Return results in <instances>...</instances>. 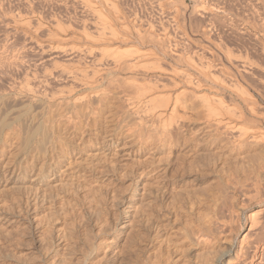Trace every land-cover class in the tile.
<instances>
[{
    "label": "rangeland",
    "instance_id": "374dc122",
    "mask_svg": "<svg viewBox=\"0 0 264 264\" xmlns=\"http://www.w3.org/2000/svg\"><path fill=\"white\" fill-rule=\"evenodd\" d=\"M233 1L232 0H229V1L228 0H174V1L173 0H137V1L136 0H134V1L133 0H108V1H106V0H90V1L89 0H76V1L75 0H52V1L51 0H0V3H1L0 4V76H3L2 78L0 77V79H2V82L5 86V88L8 89L10 86V85H7L6 83L12 84L13 82H15L16 87H14V88L19 90V91L15 90L14 91L15 93L11 94L9 99L7 98L10 105L11 104L16 105L15 107H13L14 110H13V113L11 114V116H14L15 111L18 108L22 107L23 101L24 102L27 100L29 102L33 101L32 103L45 102V103H47L43 107V109H45L46 106L49 103H51V102H49V100H53L52 98L54 96H56V98H57V100H53V101H55L53 103V105L54 104L55 105L54 106L52 105L49 109L50 110L49 113L45 114V116H44V119L46 120V124L49 125L50 128L54 127L53 130L56 133L57 143L55 144V147L50 146L49 151L47 153L49 155H47L46 158L43 159V156H42V158H40L38 161H35L34 166L32 164H30V166H32L34 169L33 172L28 171V170L26 172L24 170V166L27 164V160L30 159V157L32 155L29 156L27 151H30V150L25 148L26 146H25L24 138L27 136L28 130H26L25 126L22 125V120L17 121L13 124L14 126H15V124H17L19 126L18 128H17V125L15 126L16 128H14V126L11 125V127L4 128V130H3V136L0 140V169H3V166L5 165V163L8 162L10 165V168L12 167L11 169L14 172L10 171L7 174L6 179L0 173V264H13L14 262L12 263V261H15L16 264H20V263H22V264H45V263L46 264H54L55 262H58L57 264H67V262H68V264H71V263L72 264H96V263L100 264V263H103L105 260L110 261L112 264H123V263L124 264H219L220 260H219V258H217V255L219 257L221 252H224L222 250H225L226 246H227L226 251L232 245H233L232 247L234 248L237 241L241 240L243 235L246 234L247 232L253 233V235L250 233L251 236L249 239H251V242H253V240L255 239L256 241L254 240V242H257V243H252V245L250 244L249 247H248L249 243H246L245 244L246 248L244 247L243 250L245 252H249L251 254V252L254 251L255 247H258L262 251L261 262H263L262 264H264V260H263V258H264V256H263L264 255V251H263L264 250V244H263L264 240L261 239L262 236L264 238V235H262L264 233V231L258 230L259 224L256 225L257 227L255 226L256 228L252 227L255 229H250L251 220L249 219L250 217L248 216V215H251V214L257 212L258 210L264 208V197L262 196V195H264V168H263L264 167V157H263L264 156V143H263V141H264L263 137L264 136L262 137V139L258 138L256 140L254 137H252L253 135H255V133L247 130L248 127L254 126V125L252 126L251 121H249L248 119H246L247 120L246 121L245 118H243L244 119L243 120L241 117L238 118V115L234 116L235 119L230 118V117H233V114L227 113L228 110H226L227 108H232V107L237 108L238 111L239 110L244 111L245 115H247L246 117L252 118L251 117L252 114H250L251 113L250 109H251V106L253 105L252 104L253 99L259 100L257 102L261 104V105L256 104V106L258 108L257 111L261 114V112L264 110V109H262L264 107V105H263L264 104V97H262V95H264V94L259 93L262 90L264 93V84L259 83V82L264 83V77H263L264 76V68H263L264 67L263 66L264 65V63H263L264 62L263 61L264 53L262 52V50H260L262 47L261 43L262 44L264 43V41H263L264 39L262 38V37H264L263 36L264 33H262V32H264V29H263L264 23L262 24L263 26L260 25L262 22H264V19H261V18H264V17H262V16H264L263 15L264 14V8H263L264 7V0H235L236 3H233ZM51 2H52V4H51ZM229 3H231V4H229ZM218 4H220V5H218ZM233 4H235V5H233ZM13 5H15V6H13ZM33 5L36 7H33ZM71 5H72V7H71ZM4 6L5 7L7 6V7L5 8ZM64 7H65V9H64ZM208 7H210V9ZM232 10H235V11H232ZM173 11H174V13L172 14L171 12H173ZM73 12H75V13H73ZM210 12H211V14H209ZM43 13L45 14V16H43L44 15ZM76 14L78 15V17ZM100 14L102 16H100ZM232 14H233V16H231ZM203 15H204V17H203ZM208 15H209V18H208ZM210 15H213V17H211ZM214 15L216 17L215 21H212L211 23H209L211 20H214ZM117 16H119V17H117ZM113 17H115V18H113ZM210 17H211V19H210ZM230 17L232 18L233 22L231 21ZM201 18H202V20H201ZM175 19H177V20H175ZM218 19H220L221 22H219ZM255 19L260 24L257 23ZM54 20H57V21H54ZM33 22H34V25H33ZM77 22H80V23L77 24ZM205 22H207V23H205ZM224 22L227 23L228 25L230 22H231L230 23L231 25H234V23H235L234 29H236L237 32H240V33L235 34L232 32V34H231V31H232L231 28H233V27L231 25H229V27H228V25L225 24ZM67 23H68V25H67ZM87 23H88V25H87ZM212 23L214 26L212 25ZM255 23H256V26L254 27ZM207 24H209V25H207ZM26 25H27V27H26ZM106 25H109V26H106ZM238 25H240V26H238ZM241 25H242V27H241ZM101 26H103L105 28H103ZM210 26L211 27L213 26L214 28L213 27L211 28ZM108 27H109V29H108ZM216 27H217V29H216ZM238 27L242 28V29H239ZM140 28H141V30H140ZM200 28L201 29L204 28V30H202L204 35L202 34V32L200 33V30H201ZM219 28H222L221 30H223V34L220 33L221 30ZM247 28H248V30H247ZM255 28L256 29L258 28V29L256 30ZM259 29L260 30L262 29L261 32ZM136 30L138 33H139V31H141V33L140 34L136 33L135 32ZM105 31H106V33H105ZM210 31H212V32H210ZM227 31H230V32H227ZM26 32H28V33H26ZM216 32H218V33H216ZM241 32L244 34H242ZM110 33H113V34H110ZM145 33L146 34L149 33V35L147 34L148 38H147V35H145ZM206 33H207V35H206ZM115 34H116V36H113ZM136 34H138L139 36L137 37ZM142 34H144V35L141 36ZM150 34L151 35L153 34L154 36L156 35V38H158L157 40H160L161 38H163V40L161 39L163 41L162 45L166 46V47L168 46L166 53H164L165 51H163V50H162V52H163L162 53L161 49L160 48L158 49L159 45H157V43L155 44V43L151 42L154 40L156 41V38L150 37V39H149ZM124 35L126 38L125 39L126 44H125L124 37H122ZM126 35L129 38V40L131 39L130 41L127 39ZM223 35H225V36H223ZM239 35H242V36H239ZM207 36H208V38H206ZM209 36L211 38H209ZM236 36H238V37H236ZM118 37L120 38V40H118L119 39ZM140 37H143V38L145 37L144 40L142 38V40L145 41V43H141L143 41L141 39H139ZM214 37H215V39H217V41L219 39L217 44H216V40L214 39ZM223 37H225V38H223ZM240 37L242 38V40H244V42L240 39ZM254 37H255V39H254ZM257 37H258V39H257ZM151 38L154 40H152ZM164 38H165V40H164ZM227 38H229V39H227ZM107 39H109V40H107ZM137 39H138V41H137ZM148 39L150 41H148ZM246 39H248V42ZM111 40H113V41H111ZM123 40H124V42H123ZM139 40H140V42H139ZM208 40L210 41L209 42L210 44L207 42ZM245 40H246V42H245ZM233 41H234V43H233ZM235 41L237 43L238 42H241V43L237 44V43H235ZM138 42L140 44H138ZM219 42L222 46L219 44ZM230 42H232V43H230ZM165 43H167V44H165ZM207 44L209 46H212V48H210ZM218 44H219V46H218ZM231 44H232V46H231ZM236 44L238 46L240 45V47L235 46ZM248 44H250V45L254 44L255 47H253V45H252V48H249L250 45H248ZM170 45L171 46L174 45L173 48ZM106 46H108V47H106ZM214 46H216V47H214ZM233 46L236 48H234ZM109 47L110 48L113 47V48L110 49ZM166 47H164V48L166 49ZM237 47L239 50L237 49ZM242 47H244V49H242V51H241ZM168 48L170 50H172V49H174L175 51L177 50L176 52H178V51L179 52L177 54V53H175V51H173V50L170 51ZM222 48L227 49L229 53H227ZM119 49L122 51H120ZM125 49L126 50L128 49L129 52L126 51ZM202 49H205L204 50L205 52H208V51H210V52H208L207 53L208 55H207L206 53H204V51H202ZM209 49H211V50H209ZM219 49H220V51H219ZM221 49L225 53L223 51L221 52ZM250 49H252V50L254 49L253 51H255V49H256V51L251 52L252 50L250 51ZM102 50H103V52H102ZM115 50L118 51V52L116 51L117 54H113V53H115L114 52ZM88 51H91L92 53L91 52L89 53ZM149 51H151V52H149ZM168 51H169V53H168ZM233 51H235V52H233ZM236 51H238L239 53L241 52L240 55ZM66 52H68V53H66ZM83 52H84V54L86 52V54H85L86 56L82 55ZM130 52H131V54H130ZM189 52H190V54H189ZM215 52L217 53V55H214V54H216ZM69 53H74L76 55L71 54L72 55V57H71V55ZM133 53H136V54L133 55ZM141 53H143V54L146 53V54H148V56L150 54L153 55V56L151 55V56L147 57L146 62L144 61L146 64H148L149 67H145L141 63V64H139L138 67H136V69H139L138 71L136 69H134L135 72H133L132 70L130 71V70L122 69V68L120 69L117 67L116 61L120 60L121 57H122V59H132L131 57H133V59H134L135 57L139 56V54H141ZM185 53H186V55H185ZM200 53H203L202 55H205V56H200L201 55ZM243 53L245 55H243ZM57 54H58V56H56ZM157 54L158 55L160 54V55L158 56ZM174 54L178 55L177 59H176V55L174 56ZM187 54H188V56H187ZM249 54H252L253 56L249 55ZM80 55H81V58L84 57L81 60L82 63L84 62V64L80 63V65H79V62L77 64V60L80 58ZM179 55H182V56H180L181 58H179ZM219 55H220V57H219ZM73 56L76 59H74ZM173 56L175 58H173ZM185 56H187V57H185ZM197 56L200 58L198 59ZM214 56H216V57H214ZM248 56H251V58ZM259 56L260 57L263 56L262 57L263 59L259 60L260 59V58H258ZM49 57H51V59ZM52 57H54V58H52ZM91 57H92V59L90 61L89 59ZM113 57H114V61L112 60ZM118 57H119V59H118ZM191 57H194L195 59H193ZM203 57H207V58H203ZM225 57L226 58L229 57V58H231V60H229L227 58L228 59V61H227V59ZM243 57H246V58H243ZM68 58L70 60L71 59H74V60L70 61ZM85 58H87V61L85 60ZM95 58L98 59V60L96 59L97 63L95 62L96 61ZM116 58L118 60H116ZM185 58H187V60ZM255 58H256V60H255ZM152 59H153V61H152ZM175 59L176 60L180 59V60H178V62H176ZM182 59H184L185 62ZM202 59H203L204 63H202L203 62V61H201ZM220 59L222 60L223 63L219 61ZM67 60H69V61H67ZM88 60H89V62H88ZM148 60H149V63H148ZM156 60L159 62H157ZM139 61L141 62V60H139ZM151 61L152 62L156 61L157 64L150 63ZM164 61H166L168 64H166V62L164 63ZM179 61H181L180 64H179ZM187 61H188V63H187ZM237 61L239 63H237ZM256 61H258V64ZM13 62H14V64H13ZM94 62L96 63L97 67H95ZM106 62L107 63L109 62V63L107 64ZM110 62H111V64H110ZM112 62L113 63L115 62L114 65L112 64ZM160 62L162 64H160ZM211 62H213V63H211ZM217 62H218V64H217ZM230 62L232 64H230ZM245 62H247V63H245ZM18 63L20 64V66ZM92 63H94V64H92ZM158 63L160 65H158ZM184 63H186V64H184ZM206 63H207V65H204ZM224 63L225 64L227 63L226 67H225ZM17 64H18V66H15ZM97 64H99V65H97ZM188 64H190L191 66ZM195 64H196L197 70L195 69L196 67H193V66H195ZM221 64H224L223 67L221 68L222 70L219 68V65H221ZM238 64L239 65L241 64L242 67L239 66ZM247 64L250 66H248ZM109 65H110V67H109ZM243 65H244V67H243ZM74 66H75V69H73ZM113 66L116 67V69L114 68L115 70L113 69ZM151 66H153V67H151ZM160 66L165 67L164 69H166L165 71L167 73L164 72V69L161 68ZM213 66H215V67H213ZM217 66H218V69H215V68H217ZM251 66H252V68H251ZM144 67H145V69H144ZM158 67H159V69H158ZM184 67L186 69H184ZM227 67L229 68V70L231 68L232 72L233 71L234 72L230 73V71H227L228 70ZM233 67H235V69ZM77 68H79L81 70H88V72L90 74L95 72L96 77L98 79L97 80L98 82L103 78V76L105 74H107L109 72H111L109 75L110 77L113 76L114 78H118V79H121V78L126 79V78H128V76L131 77L132 75L134 76V74L137 73L136 75L139 79L143 78L144 76L146 77V79H145L146 81L144 82V84H151V85L155 84V85H157L161 91L164 90L163 94L166 93L165 94L166 96H168V94H170V93H174V95H175L178 92H180L182 89H184L186 86L187 87L190 86L189 84L187 85V84L182 83V86L180 85L181 87H179V88L174 87V86H172V84H170L171 79L173 81L175 80V78L181 80L180 78L184 77V78H187V79H184V82L185 81L187 82L188 79L193 80L192 82H197V80L203 79V76H201V75H203L202 74L203 72H206L207 76L210 75L211 77L210 76H208V77H210L211 79L214 80V81L213 80L211 81V79L209 78L210 80L207 81L208 83L211 81L210 82L211 84H209V85L213 84L212 86H214V88H213V90L209 91V90L203 89V86H201L198 88V90H199L198 91V95H199L198 97L197 96L193 97V96L189 95V96H187L188 100L185 97V99L187 100L186 101L187 103H185V104H182V102L184 103L185 100L184 101L178 100L176 111H175V113H177V114L174 113V117L172 120L167 118V117H169V112L166 115V112H164V111H166V109L164 107H156L155 109H151V110L148 109L147 110L146 107H142L139 104H138L139 106L137 104H130L131 101L130 102H129V100L127 101V99L129 98L127 95H126L127 97L123 96V95H118V94H116L118 89L112 88L111 90L114 91V93L110 92V96L108 98L109 100L106 102V106L104 107L102 113L97 115L95 118L94 117L91 118V117H89L90 109H89V106L87 105L86 99L87 100L91 99V101H93V102L95 101L96 102L95 104H97V95H99V93H101L102 91L98 90V92H92L90 89V83L84 79H81V76H77L74 73V71ZM151 68H153V69H151ZM154 68L157 69L158 71H156ZM160 68L163 69L162 72H161ZM177 68H179V69H177ZM212 68H214V70ZM236 68L237 69L239 68L238 69L239 72ZM247 68L250 70H248ZM102 69L105 71H103ZM110 69H113V70H110ZM99 70H100V72H99ZM145 70L147 72H145ZM184 70H186V71H184ZM191 70H193V71H191ZM206 70L207 71L210 70L211 72H207ZM215 70L216 71L218 70L217 71L218 73ZM258 70L260 71V73H258L259 72ZM139 71H140V73H139ZM190 71L193 73L191 74ZM261 71H262V73H261ZM69 72H71V74H69L70 77L68 76ZM169 72H171V73H169ZM226 72H228V73H226ZM235 72L238 74L237 76L235 75L236 74ZM242 73H243V75H242ZM245 73H248V74H245ZM63 74H65V75H63ZM101 74L102 75L104 74V75L102 76ZM118 74H119L120 78L118 77ZM127 74H131V75L127 76ZM150 74H152V76L155 74H158V75H155L156 77L155 76L152 77ZM168 74H169V76H168ZM175 74H176V76H175ZM193 74H196V75H193ZM222 74L225 76H228V75L229 76L224 77V76H222ZM232 74H234V75H232ZM260 74H262L263 76ZM185 75H186V77H185ZM197 75H198V77H197ZM244 75H246V76L244 77ZM257 75H259V76H257ZM157 76L160 77V79ZM178 76L179 77L181 76V77L179 78ZM195 76L197 77L196 78L197 80L193 79V78H195ZM235 76L236 77L240 76L238 78V80H239L238 82L234 81L235 80L234 78H236ZM250 76H252L251 79L252 80L254 79L253 82L256 85H257L256 82H258V86H256V87H255V85L253 86L254 83L250 79ZM100 77H102V78H100ZM229 77H231V78H229ZM246 77H247V79H246ZM25 78H29L28 79L29 81H30V79H32L30 81L32 84L31 87L35 85L34 80H36V83L38 81V83H37L38 85L36 84V86L39 87V92H37L38 94L34 93V92L31 93L27 89L22 90L21 85H19V84L17 85V82L19 83L22 80H24ZM151 78L156 83L154 81H152ZM257 78H258V80H257ZM3 79L4 80L7 79L10 82H8L7 80L5 82ZM46 79L47 80L49 79L48 80L49 83H47L48 81ZM158 79L160 81H162L161 79H163L164 82L162 83ZM164 79L165 80L168 79L169 81L168 80L165 81ZM244 79L247 82L249 81L248 79H250V82L252 84H250L249 82L247 83ZM231 80H233L234 82ZM243 80L245 82L242 83ZM255 80H257V81H255ZM32 81H34V82H32ZM40 81H42L43 83ZM50 81H51V83H50ZM100 82L103 83V79ZM214 82L215 83L216 82L221 83V84H223V86H225V87L227 86V88H229V89L225 90L224 88H222L220 86H215ZM33 83H34V85H33ZM157 83H159V84H157ZM41 84L44 85V87ZM46 84H48V85H46ZM103 84L105 85L106 81ZM239 84H240V88L238 87ZM40 85L42 88L40 87ZM248 85L250 88L248 87ZM251 85L253 86V88L251 87ZM46 86H48V87H46ZM10 87H12V86H10ZM218 87H220V88H218ZM247 87H248V89H247ZM40 88H41L42 92L40 91ZM47 88L50 89V92L48 91ZM101 88L105 89V86H101L100 89ZM163 88H165V89L168 88V89L165 90ZM242 88H243V90H242ZM255 88L257 91H259L258 93L256 90H253ZM257 88H260V89L262 88V89L260 91V89L258 90ZM240 89H241V92L239 93L238 91H240ZM244 89L249 91V92H247L248 94L250 93L249 96H248V94L246 95V91ZM20 90H22L23 92ZM217 90H219V92ZM76 91H77V93H76ZM169 91H170V93H167ZM62 93L64 95H62ZM131 93L132 92H130V94ZM58 94H61V95H58ZM68 94L70 97L68 96ZM205 94L208 95V99H209L208 102L203 100V96ZM225 94H227V96H225ZM235 94L236 95L242 94V95L236 97ZM251 94L253 95L252 100H251V98H252ZM46 95H50V96L47 97ZM94 95H96V96H94ZM223 95H224V97H223ZM245 95H246V97H245ZM119 96H122V98L124 97L123 100H120ZM148 96H150V94H148ZM228 96L230 98H228ZM243 96H244V98H243ZM27 97H30V98L27 99ZM78 97L79 98L81 97V99H80V101L82 100L81 102L79 101ZM217 97H221L220 99H222V100H224V98H226L227 100H224L225 102L223 101V103H219L217 100L218 99ZM231 97L232 98L235 97V98L232 99ZM247 97H249V99H247ZM49 98H51V99H49ZM68 98H70V99H68ZM92 98H93V100H92ZM147 98L150 99L151 97H147ZM239 98H241V99H239ZM245 98L247 99V101ZM72 99H74V100H72ZM231 99L235 102L237 101V104L235 102L234 103L232 102V104H235V105L230 104L232 101ZM60 100H61V102H60ZM243 100H244V102H243ZM248 100H251L249 102L252 105L248 102ZM62 101L64 103H66V106L65 105L63 106L64 103L62 104L63 108L61 107V104H60V103H62ZM194 101H196V104ZM198 101H200V103ZM72 102L73 103L75 102V103L73 104ZM84 102H86V103H84ZM123 102H125L126 104ZM247 102H248V104H247ZM244 103H246V104H244ZM58 104L60 106L59 107L60 110H58L60 116L58 115V111H57L58 107H57V109L55 108L56 106H58ZM76 104L78 105V107H76ZM156 104H158V103H156ZM238 104L240 106H238ZM85 105H87V106H85ZM135 105H137V106H135ZM224 105H227V106H224ZM246 105L250 111H248V109L246 108ZM248 105H249V107H248ZM222 106H224V108ZM65 107L67 108L66 112H65ZM87 107H88V109H87ZM212 107H214L216 109H212ZM68 108L70 110L69 113L71 114V116L76 117V115H77L81 119L76 117L73 119V122H68L67 121V114H68L67 111H69ZM74 108H76L77 110L80 109L81 111L78 110L79 111L78 112ZM43 109L39 108V109H37V111H42ZM46 112H47V110L45 109L44 113H46ZM60 112L63 114H61ZM85 113L86 114L88 113V115H86ZM51 114L53 115L52 119L48 118L51 116ZM140 114H142L143 117ZM159 114H161V115H159ZM263 114H264V112H262V115ZM62 116L65 118L64 120H63ZM139 116L142 118V121H140L141 122L140 130L139 131L129 130L128 129L129 127L127 128L125 123L137 122L139 120ZM224 116L226 119L224 118ZM212 117H214V118H212ZM57 118H59V119H57ZM219 118H221V119H219ZM167 119H168V121H167ZM226 120H229V122L234 121V123H232V124H235L236 127L233 128V126L232 127L227 126ZM153 121L157 124H155ZM210 121H212V122H210ZM213 121L215 122V124H213ZM235 121H237V122H235ZM208 122H210V123H208ZM178 123H179V125H178ZM216 123L217 124L219 123V124L217 125ZM248 124H250V125H248ZM263 124L264 123L260 124V126H257V127L264 130ZM152 126H154V127H152ZM243 126H245V127H243ZM12 127L16 131L15 134L13 133V135H11V131H13ZM56 127L59 131L56 129ZM174 127H175V129H173ZM164 128H169L171 131V134L167 135L168 137L166 136L165 139L168 140L167 138L171 137V138H169L170 141L171 140H173V142L176 141L175 142L176 145L173 146L174 148H172V149H170L169 147H167L168 149L164 148L163 146H161L162 144H160L161 139H159V138L162 137L160 135V132H162V130ZM150 129H153L150 132V134L154 133L153 137H152V134L150 136L148 134ZM172 131H174V132H172ZM156 132H158V133H156ZM172 133L174 134V136ZM158 134L160 137H158ZM58 136H60L61 138ZM156 136L158 138H156ZM154 137H155V139H159L160 142L158 140L155 141ZM174 137H175V140L173 139ZM245 137H248V138H245ZM243 138H245L244 141H243ZM258 140L259 141L262 140L261 143ZM53 149H54V151H53ZM157 157H158V159H157ZM203 158H205V159H203ZM154 160H156L160 164V166L162 165L161 168H163L164 165H166V164H171V163L174 164V166L171 167L170 171H169L170 166L168 165V168L165 171H166V174L168 172H170L169 175L167 174V177L160 176L158 178V183H153L154 179H153V172L151 171V167H152ZM52 162L55 163L53 166V168H55V169H53L51 171V173H48L47 171H48L49 165L51 167L50 163H52ZM42 163H44L46 165L45 168H47V170L44 171V173L39 177L37 174L40 172L39 168H40ZM187 166H188V169H187ZM166 167H167V165H166ZM180 170H182V171H180ZM52 173L54 175H52ZM44 176H46V178ZM174 177H176V178H174ZM40 178H43L42 182L38 181ZM168 178L169 179L174 178V179H172L170 183L167 182L165 185V182ZM15 180H17V181H15ZM231 180H232V182H231ZM251 182H252V184H251ZM244 183H245V185H244ZM253 183L255 185L257 183H259V193H260L259 197L261 196V198L263 197V199L258 198V195H257L256 190H255L256 187L254 186ZM137 184H139L138 188H140V189L142 188L141 189L142 192L144 193L145 196H147L145 201L143 202L146 205L144 206V204L142 202L141 203L143 205L139 204L140 200L136 201L139 204V207H142V209L138 208V204L135 203V206H137L136 208H138V212L135 213L136 208L133 210L130 209L131 210L130 213H132L131 218L133 217L132 220L125 222L126 224L125 223L123 224V221H121V223H120V220L118 219L117 216H120L119 214L122 213L121 211H123L124 208L127 206L125 204V202L128 198L131 197V193ZM153 185L156 186V188ZM251 185H253V186H251ZM213 186H215V187H213ZM230 186H231V188H230ZM153 187L155 189H159V188L160 189H159V191L156 190V191L152 192ZM131 188H132V190H130ZM141 190H140V192H141ZM208 190H209V192H208ZM43 191L45 193H43ZM262 191H263V193H262ZM39 192L41 193L40 195H39ZM117 192H119V193H117ZM142 192H141V194H142ZM168 192H169V194H168ZM242 192L244 194H242ZM240 193H241V195H240ZM251 195H254V196L257 195V196H256V198H253L254 196H251ZM154 197H156V198H154ZM196 197L198 200L196 199ZM243 198H244V202H243ZM153 199L159 200L157 207H152V206H156L154 203L155 201H153ZM245 199H247V200H245ZM148 200H150V201H148ZM47 201H48V203H47ZM147 201L149 203H146ZM115 202H117L119 204H117ZM150 202H152V203H150ZM153 203H154V205H152ZM107 204L109 206H106ZM231 206H232V208H231ZM33 207H34V209H33ZM93 207H96V209H94ZM104 208H106V209H104ZM156 208H158V209H156ZM89 210H91V211H89ZM95 210H97V212ZM77 211H78V213H77ZM92 211H93V213H91ZM140 211H142V212H140ZM220 211H222V212H220ZM98 212H99V214H98ZM101 214H102V216H101ZM110 214H111V216H113V218L110 217ZM205 214H206V216H205ZM43 215L46 216V219H45V216H43ZM215 215H216V217H214ZM219 215L221 217H219ZM51 216H52V219H50ZM93 216H95V217H93ZM217 216H218V218H220V221L223 222L221 224L226 225V226H222L220 224V222L218 221L219 219H217ZM222 216L224 217V219L225 218L226 219L223 220ZM260 216H261L260 221H263L264 212ZM79 217L81 219H79ZM96 217H98V218L96 219ZM115 217H117V218H115ZM40 218H41V221H39ZM94 218H95V220H94ZM100 218H101V220H103L102 222H101ZM104 218H107V220L106 219L105 220L108 222H106L104 220ZM82 219H83V221H82ZM209 219H210V221H209ZM215 219L217 222L215 221ZM213 220L217 224L219 222V226L212 227L213 225H211V222L213 224V222H214ZM111 222H114V223H111ZM225 222H227L230 226H228V224ZM231 222H232V224H231ZM71 223L74 226L73 228L71 227ZM115 223H116V225H115ZM235 223H237V224H235ZM49 224L53 225V227H51L52 228L51 234H54L55 241H56L55 247H57L59 249L58 253L56 255L57 257L55 256L56 259H55V257H51V255L48 257L49 251L47 250V246L45 247V245H42L44 240L43 239H42L43 241L37 240V239L43 238V234H41L42 236L37 234V229L39 228V229H41V231H44V230L49 231L48 230V226H50ZM89 224H90V227H89ZM113 224H114V226H113ZM127 224L129 225V227L125 228L126 232L125 231L124 232L126 234H123L122 231H120V233L117 237L118 231H116V228H121V227L124 228ZM199 224L201 226H199ZM24 225L25 226L27 225V226L24 227ZM30 225L32 226L31 229H30ZM157 225H158V227H157ZM193 225H195L194 227L196 230H197V228L199 229L200 227H201L200 228L201 230H205L206 227L209 228V231H210L209 233L211 234V235L209 234V236H211L209 238L212 241L210 240V243H208L207 245H209V246L211 245L210 246V248L212 247L211 249L206 245V243L203 244L201 239L199 240V238L195 237V235L193 234L194 230L192 229V228H194V227H192ZM196 225H198L199 227ZM214 225H216V224H214ZM33 226H35L36 228H34ZM76 226H77V229L79 230L78 233L76 232L77 230L75 229ZM85 226H87V227H85ZM112 226H113V228H112ZM210 226H211V228H210ZM19 227L23 229V232L20 231L21 229ZM223 227H226V228L223 229ZM25 228H27L26 231L29 228V230L27 232L32 230L33 238L36 241L35 243L33 242L34 239L29 238V235L27 236L28 233H26V231L24 230ZM42 228L44 230H42ZM189 228H191V229L189 230ZM213 228H216L217 230L214 229V231H215L214 232ZM236 228L238 229V231ZM99 229H100V231H99ZM103 229L106 232L104 235L101 234ZM219 229H220V231H219ZM221 229H223L224 231H227V232H225L226 234L224 233L221 235V233L223 231V230L221 231ZM225 229H227V230H225ZM256 229L258 232L256 231ZM94 230H96V231H94ZM47 231H46V234H50V231H49V233H47ZM97 231H99V232H97ZM189 231H191V234H192L191 238H190V234H189L190 232ZM216 231L218 233H216ZM21 232L22 233L25 232L26 235L20 234ZM130 232L133 234L135 233L134 235H137L135 242L128 243L129 241H127L128 238H126V237L131 235ZM140 232H141V235H140ZM68 233L70 235H68ZM219 233H220V236H219ZM82 234H84L85 236L84 235L82 236ZM257 234L259 235L260 238L258 237ZM19 235L22 238V240L24 239V242L21 240ZM25 236H26V238H25ZM70 237H71V239H70ZM105 237H107V238H105ZM192 237H195V238L192 239ZM222 237H224V238H222ZM256 237L260 240H257ZM101 238H102V240H101ZM25 239L28 241V243H29V241H31V243H30V244H32V246L30 245L31 247L24 244L26 242ZM195 239H198V240H195ZM39 241H41L42 243ZM143 241H145V242H143ZM95 242H96V244H95ZM200 242H201V244H200ZM45 243H46V241H45ZM45 243H43V244H45ZM79 243H81V244H79ZM87 243H93L94 246H98V248H97L98 251L95 250L93 255H91V254L89 255ZM22 244H24L25 246ZM36 244L37 245L39 244L42 247L37 246ZM134 244H135V246H134ZM253 244H254V246L256 244H258V245H256L254 247ZM64 245L67 247H64ZM68 246H70V247H68ZM261 246H263V248ZM119 247L120 248L122 247V248L120 249ZM129 247L132 248L131 251H130ZM251 247L252 248L254 247V249H251ZM60 248L63 250H61ZM70 248H72V249H70ZM205 248H207V250ZM34 249H37L36 250L37 252ZM39 249L41 250V252L39 251ZM135 249H136V251H134ZM45 250H46V252H45ZM83 250H85V251H83ZM121 250H126L129 254L126 251L122 252ZM217 250H218V253H216ZM219 250H221V252ZM69 251H71V252H69ZM76 251H78V252H76ZM118 251H121L122 254H121V252H119V255H118ZM30 252L31 253L33 252V254H31ZM61 252H63V253L61 254ZM219 252H220V254H219ZM36 253H38V254H36ZM65 253H67V254H65ZM249 253H247V254H249ZM136 254L139 256H136ZM233 255H234V257H233ZM11 256H12V258H11ZM21 256L22 257L25 256L26 258L25 257L22 258V261H21V260H19L21 258ZM82 256H83V258H82ZM122 256H124V257H122ZM127 256H130V257H127ZM243 256H240L239 257L240 260H239V259H237L238 255L233 253L231 255V257H225L223 262H224V264L225 263L227 264L228 262H233V260H235L241 264L242 258L243 259L246 258V256H244V257ZM120 257H122V258H120ZM125 257H126V259H125ZM28 258H30V259H28ZM52 258H54V261ZM117 258H118V261H116ZM42 259H45V260H42ZM50 259H52V260L50 261ZM74 259H75V261H74ZM93 259H95V261H93ZM111 259H113V260H111ZM247 259L248 258H246V261L248 262ZM46 260H48L49 262H47ZM216 260H218V261H216ZM39 261H40V263H39ZM71 261H73V262H71ZM92 261L96 262V263H93ZM225 261H227V262H225ZM247 262H243L242 264H245ZM247 264H249V263H247Z\"/></svg>",
    "mask_w": 264,
    "mask_h": 264
},
{
    "label": "bare ground",
    "instance_id": "6f19581e",
    "mask_svg": "<svg viewBox=\"0 0 264 264\" xmlns=\"http://www.w3.org/2000/svg\"><path fill=\"white\" fill-rule=\"evenodd\" d=\"M52 1V0H51ZM76 1V0H75ZM90 1V0H89ZM106 1H108V0H106ZM134 1V0H133ZM137 1V0H136ZM174 1V0H173ZM229 1V0H228ZM233 1V0H232ZM20 2V1H19ZM231 2V1H230ZM8 3V2H7ZM23 3V2H22ZM93 3V2H92ZM98 3V2H97ZM104 3V2H103ZM102 3V4H103ZM137 3V2H136ZM139 3V2H138ZM232 3V2H231ZM231 3H229V4H231ZM233 3H236L235 2V0L233 1ZM239 3V2H238ZM1 4V3H0ZM15 4V3H14ZM44 4V3H43ZM51 4H52V2H51ZM54 4V3H53ZM64 4V3H63ZM135 4V3H134ZM227 4V3H226ZM7 5V4H6ZM16 5V4H15ZM15 5H13V6H15ZM35 5V4H34ZM33 5V7H36V6H34ZM109 5V4H108ZM172 5V4H171ZM218 5H220V4H218ZM224 5V4H223ZM233 5H235V4H233ZM238 5V4H237ZM236 5V6H237ZM47 6V5H46ZM53 6V5H52ZM65 6V5H64ZM76 6V5H75ZM232 6V5H231ZM5 7V6H4ZM7 7V6H6ZM5 7V8H6ZM49 7V6H48ZM71 7H72V5H71ZM89 7V6H88ZM175 7V6H174ZM215 7V6H214ZM221 7V6H220ZM17 8V7H16ZM109 8V7H108ZM176 8V7H175ZM209 9H210V7H208ZM228 8V7H227ZM264 8V7H263ZM36 9V8H35ZM64 9H65V7H64ZM200 9V8H199ZM221 9V8H220ZM226 9V8H225ZM229 9V8H228ZM234 9V8H233ZM238 9V8H237ZM94 10V9H93ZM96 10V9H95ZM175 10V9H174ZM17 11V10H16ZM31 11V10H30ZM60 11V10H59ZM64 11V10H63ZM98 11V10H97ZM113 11V10H112ZM176 11V10H175ZM179 11V10H178ZM212 11V10H211ZM232 11H235V10H232ZM255 11V10H254ZM45 12V11H44ZM48 12V11H47ZM46 12V13H47ZM66 12V11H65ZM95 12V11H94ZM216 12V11H215ZM15 13V12H14ZM24 13V12H23ZM27 13V12H26ZM57 13V12H56ZM73 13H75V12H73ZM99 13V12H98ZM116 13V12H115ZM114 13V14H115ZM172 14L174 13V11L173 12H171ZM208 13V12H207ZM219 13V12H218ZM257 13V12H256ZM4 14V13H3ZM44 14V13H43ZM48 14V13H47ZM68 14V13H67ZM113 14V15H114ZM171 14V15H172ZM181 14V13H180ZM179 14V15H180ZM199 14V13H198ZM203 14V13H202ZM206 14V13H205ZM209 14H211V12L209 13ZM213 14V13H212ZM216 14V13H215ZM229 14V13H228ZM25 15V14H24ZM70 15V14H69ZM77 15V14H76ZM264 15V14H263ZM43 16H45V14L43 15ZM58 16V15H57ZM100 16H102L101 14H100ZM122 16V15H121ZM207 16V15H206ZM211 17H213V15H210ZM224 16V15H223ZM222 16V17H223ZM229 16V15H228ZM231 16H233V14L231 15ZM260 16V15H259ZM262 16V15H261ZM77 17H78V15H77ZM117 17H119V16H117ZM203 17H204V15H203ZM211 17H210V19H211ZM221 17V18H222ZM262 17H264V16H262ZM9 18V17H8ZM46 18V17H45ZM48 18V17H47ZM66 18V17H65ZM85 18V17H84ZM113 18H115V17H113ZM207 18V17H206ZM208 18H209V15H208ZM227 18V17H226ZM231 18V17H230ZM255 18V17H254ZM260 18V17H259ZM21 19V18H20ZM23 19V18H22ZM29 19V18H28ZM59 19V18H58ZM61 19V18H60ZM92 19V18H91ZM136 19V18H135ZM213 19V18H212ZM215 19H216V17H215V15H214V20H209L210 22L209 23H211L212 21H215ZM223 19V18H222ZM258 19V18H257ZM261 19H264V18H261ZM32 20V19H31ZM49 20V19H48ZM71 20V19H70ZM119 20V19H118ZM129 20V19H128ZM175 20H177V19H175ZM201 20H202V18H201ZM206 20V19H205ZM219 20V22H221L220 21V19H218ZM224 20V19H223ZM239 20V19H238ZM256 20V19H255ZM25 21V20H24ZM28 21V20H27ZM40 21V20H39ZM54 21H57V20H54ZM63 21V20H62ZM97 21V20H96ZM116 21V20H115ZM126 21V20H125ZM231 21H232V18H231ZM235 21V20H234ZM241 21V20H240ZM260 21V20H259ZM263 21V20H262ZM26 22V21H25ZM50 22V21H49ZM52 22V21H51ZM64 22V21H63ZM112 22V21H111ZM133 22V21H132ZM204 22V21H203ZM223 22V21H222ZM233 22V21H232ZM256 22H257V20H256ZM261 22V21H260ZM31 23V22H30ZM56 23V22H55ZM75 23V22H74ZM78 23H80V22H77V24ZM91 23V22H90ZM205 23H207V22H205ZM215 23V22H214ZM225 23V22H224ZM231 23V22H230ZM229 23V25H231ZM240 23V22H239ZM257 23H259V22H257ZM264 22H262L260 25L261 26H263L264 24H263ZM26 24V23H25ZM24 24V25H25ZM28 24V23H27ZM57 24V23H56ZM66 24V23H65ZM124 24V23H123ZM139 24V23H138ZM225 24H227V23H225ZM263 24V25H262ZM33 25H34V22H33ZM47 25V24H46ZM67 25H68V23H67ZM87 25H88V23H87ZM104 25V24H103ZM142 25V24H141ZM207 25H209V24H207ZM211 25V24H210ZM212 25H213V23H212ZM216 25V24H215ZM220 25V24H219ZM228 25V24H227ZM229 25H228V27H229ZM250 25V24H249ZM36 26V25H35ZM34 26V27H35ZM78 26V25H77ZM81 26V25H80ZM106 26H109V25H106ZM116 26V25H115ZM134 26V25H133ZM199 26V25H198ZM205 26V25H204ZM214 26V25H213ZM212 26V27H213ZM221 26V25H220ZM233 28H231L232 29V31H231V34H232V32L233 33H235V34H239L240 32H237V30L236 29H234L235 28V23H234V25H231ZM238 26H240V25H238ZM245 26V25H244ZM247 26V25H246ZM253 26V25H252ZM256 26V23H255V25H254V27ZM260 26V27H261ZM26 27H27V25H26ZM32 27V26H31ZM63 27V26H62ZM67 27V26H66ZM97 27V26H96ZM101 27H103V26H101ZM113 27V26H112ZM209 27V26H208ZM207 27V28H208ZM211 27V26H210ZM211 27V28H212ZM222 27V26H221ZM227 27V26H226ZM241 27H242V25H241ZM258 27V26H257ZM83 28V27H82ZM89 28V27H88ZM103 28H105V27H103ZM126 28V27H125ZM129 28V27H128ZM214 28V27H213ZM239 28V27H238ZM249 28V27H248ZM248 28H247V30H248ZM259 28V27H258ZM257 28V29H258ZM263 28V27H262ZM52 29V28H51ZM108 29H109V27H108ZM113 29V28H112ZM111 29V30H112ZM116 29V28H115ZM122 29V28H121ZM201 29V28H200ZM216 29H217V27H216ZM220 30L222 29V28H219ZM218 29V30H219ZM228 29V28H227ZM230 29V28H229ZM239 29H242V28H239ZM256 29V28H255ZM256 29V30H257ZM264 29V28H263ZM140 30H141V28H140ZM202 30H204V28L203 29H201L200 30V33L202 32ZM208 30V29H207ZM214 30V29H213ZM217 30V31H218ZM219 30V31H220ZM260 30V29H259ZM262 30V29H261ZM261 30H260V32H261ZM115 31V30H114ZM128 31V30H127ZM139 31V30H138ZM215 31V30H214ZM230 31H227V32H230ZM52 32V31H51ZM136 33H138L137 32V30L135 31ZM148 32V31H147ZM210 32H212V31H210ZM248 32V31H247ZM258 32V31H257ZM26 33H28V32H26ZM105 33H106V31H105ZM132 33V32H131ZM141 33V31H139V33L138 34H140ZM150 33V32H149ZM149 33H147L148 35H149ZM152 33V32H151ZM215 33V32H214ZM213 33V34H214ZM216 33H218V32H216ZM220 33H222L223 34V30H221V32ZM242 33V32H241ZM262 33H264V32H262ZM110 34H113V33H110ZM138 34H136L137 35V37L139 36ZM146 33H145V35H147ZM154 34V33H153ZM152 34V35H153ZM202 34L204 35V33L202 32ZM210 34V33H209ZM212 34V35H213ZM221 34V35H222ZM230 34V33H229ZM242 34H244V33H242ZM250 34V33H249ZM83 35V34H82ZM144 34H142L141 36H143ZM148 35H147V38H148ZM151 34H150V36H149V39H150V37H155L156 38V35L154 36H152ZM206 35H207V33H206ZM218 35V34H217ZM220 35V34H219ZM256 35V34H255ZM258 35V34H257ZM113 36H116V34L115 35H113ZM121 36V35H120ZM132 36V35H131ZM202 36V35H201ZM211 36V35H210ZM209 36V38H211ZM223 36H225V35H223ZM239 36H242V35H239ZM254 36V35H253ZM260 36V35H259ZM264 36V35H263ZM85 37V36H84ZM83 37V38H84ZM93 37V36H92ZM122 37H124V40L126 39L125 38V35L124 36H122ZM126 37H127V35H126ZM146 37V36H145ZM144 37V38H145ZM189 37V36H188ZM187 37V38H188ZM236 37H238V36H236ZM80 38V37H79ZM112 38V37H111ZM114 38V37H113ZM119 38V37H118ZM142 38L143 37H140L139 39H141L142 40ZM144 38H143V40H144ZM201 38V37H200ZM206 38H208V36L206 37ZM219 38V37H218ZM223 38H225V37H223ZM232 38V37H231ZM250 38V37H249ZM263 39H264V37H262ZM82 39V38H81ZM101 39V38H100ZM99 39V40H100ZM127 39L129 40V38L127 37ZM148 39V41H150ZM152 39V38H151ZM158 38H156V41L154 40V39H152V40H154V41H151L152 43H157V45H159V47H158V49L160 48L161 49V52H162V50L163 51H165L164 53H166V50H167V47L166 46H163L162 45V40H163V38H161L160 40H157ZM190 39V38H189ZM213 39V38H212ZM214 39H215V37H214ZM227 39H229V38H227ZM240 39L242 40V38L240 37ZM245 39V38H244ZM251 39V38H250ZM254 39H255V37H254ZM257 39H258V37H257ZM107 40H109V39H107ZM117 40V39H116ZM118 40H120V38L118 39ZM124 40H123V42H124ZM131 40V39H130ZM129 40V41H130ZM133 40V39H132ZM142 40V41H143ZM164 40H165V38H164ZM210 40V39H209ZM207 41L208 43L211 41ZM216 40V44H217V42L219 41V39H218V41H217V39H215ZM221 40V39H220ZM247 40V42H248V39H246ZM246 40H245V42H246ZM253 40V39H252ZM111 41H113V40H111ZM122 41V40H121ZM137 41H138V39H137ZM147 41V40H146ZM213 41V40H212ZM230 41V40H229ZM228 41V42H229ZM237 41V40H236ZM235 41V43H237ZM243 42H244V40H242ZM257 41V40H256ZM259 41V40H258ZM264 41V40H263ZM109 42V41H108ZM139 42H140V40H139ZM138 42V44H140ZM165 42V41H164ZM250 42V41H249ZM141 43H145V41H143V42H141ZM230 43H232V42H230ZM233 43H234V41H233ZM238 43H241V42H238ZM237 43V44H238ZM251 43V42H250ZM260 43V42H259ZM125 44H126V40H125ZM165 44H167V43H165ZM210 44V43H209ZM212 44V43H211ZM219 44H220V42H219ZM219 44H218V46H219ZM235 45V46H238V45ZM244 44V43H243ZM255 44V43H254ZM254 44H252L253 45V47H255L254 46ZM145 45V44H144ZM178 45V44H177ZM206 45V44H205ZM208 45V44H207ZM215 45V44H214ZM221 45V44H220ZM248 45H250V44H248ZM247 45V46H248ZM252 45H250V47L249 48H252ZM259 45V44H258ZM261 45H262V47H261V49L260 50H262V52L264 53V43L262 44L261 43ZM111 46V45H110ZM128 46V45H127ZM139 46V45H138ZM141 46V45H140ZM156 46V45H155ZM171 46V45H170ZM174 46V45H173ZM173 46H171L172 48H173ZM188 46V45H187ZM191 46V45H190ZM209 46V45H208ZM222 46V45H221ZM231 46H232V44H231ZM92 47V46H91ZM106 47H108V46H106ZM126 47V46H125ZM157 47V46H156ZM164 47H166V49L164 48ZM185 47V46H184ZM189 47V46H188ZM210 48H212V46H209ZM208 47V48H209ZM214 47H216V46H214ZM234 47V46H233ZM238 47H240V45L238 46ZM238 47H237V49H238ZM258 47V46H257ZM260 47V46H259ZM88 48V47H87ZM110 48V47H109ZM111 48H113V47H111ZM110 48V49H111ZM179 48V47H178ZM207 48V49H208ZM218 48V47H217ZM221 48V47H220ZM231 48V47H230ZM234 48H236V47H234ZM80 49V48H79ZM86 49V48H85ZM84 49V50H85ZM122 49V48H121ZM130 49V48H129ZM169 49V48H168ZM222 49H224V48H222ZM221 49V52L223 51ZM233 49V48H232ZM242 49H244V47H242L241 48V51H242ZM72 50V49H71ZM83 50V51H84ZM120 50V49H119ZM126 50V49H125ZM133 50V49H132ZM140 50V49H139ZM143 50V49H142ZM170 50V49H169ZM173 51H175L174 49H172ZM172 50H170V51H172ZM187 50V49H186ZM205 49H202V51H204ZM209 50H211V49H209ZM214 50V49H213ZM218 50V49H217ZM227 53H229L228 52V50L227 49H224ZM236 50V49H235ZM239 50V49H238ZM252 49H250V51H251ZM254 50V49H253ZM251 51V52H255L256 51V49H255V51ZM64 51V50H63ZM68 51V50H67ZM78 51V50H77ZM82 51V50H81ZM99 51V50H98ZM116 51L117 50H115L114 52L115 53H113V54H117L116 53ZM120 51H122V50H120ZM119 51V52H120ZM126 51H128L129 52V50L127 49ZM141 51V50H140ZM155 51V50H154ZM159 51V50H158ZM177 51V50H176ZM175 51V53H177L178 54V52H176ZM208 51V50H207ZM215 51V50H214ZM219 51H220V49H219ZM246 51V50H245ZM244 51V52H245ZM249 51V50H248ZM76 52V51H75ZM89 53L91 52V51H88ZM96 52V51H95ZM94 52V53H95ZM102 52H103V50H102ZM118 52V51H117ZM149 52H151V51H149ZM153 52V51H152ZM208 52H210V51H208ZM208 52H205L204 51V53H208ZM224 52V51H223ZM233 52H235V51H233ZM236 52H238V51H236ZM66 53H68V52H66ZM79 53V52H78ZM77 53V54H78ZM92 53V52H91ZM122 53V52H121ZM163 53V52H162ZM168 53H169V51H168ZM193 53V52H192ZM216 53V52H215ZM220 53V52H219ZM225 53V52H224ZM231 53V52H230ZM239 53V52H238ZM241 53V52H240ZM240 53H239V55H240ZM246 53V52H245ZM70 55L71 54H73V55H76V54H74V53H69ZM68 54V55H69ZM85 54H86V52H85ZM84 54V52H83V54L82 55H85ZM88 54V53H87ZM102 54V53H101ZM129 54V53H128ZM130 54H131V52H130ZM136 53H133V55H135ZM150 54V53H149ZM177 54H174V56L176 55V59H177V57H178V55ZM180 54V53H179ZM189 54H190V52H189ZM201 54V55H200ZM199 55L200 56H205V55H202L203 53H200ZM235 54V53H234ZM254 54V53H253ZM69 55V56H70ZM93 55V54H92ZM121 55V54H120ZM152 54H150L149 56H151ZM158 55V54H157ZM160 55V54H159ZM158 55V56H159ZM165 55V54H164ZM185 55H186V53H185ZM208 55V54H207ZM214 55H217V53L216 54H214ZM225 55V54H224ZM243 55H245L244 53H243ZM247 55V54H246ZM249 55H252V54H249ZM263 55V54H262ZM56 56H58V54L56 55ZM67 56V55H66ZM68 56V57H69ZM86 56V55H85ZM88 56V55H87ZM96 56V55H95ZM116 56V55H115ZM114 56V57H115ZM148 56V54H146V53H141V54H139V56H137V57H135L134 59H133V57H131L132 59H122V57H121V59L120 60H118L119 59V57H118V59L116 58V60H118V61H116V64H117V67L118 68H122V69H125V70H132L133 72H135V70L134 69H136V67H138L139 66V64H143L145 67H149L148 66V64H146L145 62H146V58L147 57H149ZM153 56V55H152ZM155 56V55H154ZM173 56V58H175ZM180 56H182V55H179V58H181ZM187 56H188V54H187ZM187 56H185V57H187ZM190 56V55H189ZM193 56V55H192ZM253 56V55H252ZM71 57H72V55H71ZM90 57V56H89ZM88 57V58H89ZM97 57V56H96ZM114 57H113V61H114ZM156 57V56H155ZM172 57V56H171ZM198 57V56H197ZM208 57V56H207ZM207 57H203V58H207ZM214 57H216V56H214ZM218 57V56H217ZM219 57H220V55H219ZM248 57H250L251 58V56H248ZM263 57V56H262ZM262 57H258V58H260L259 60H262L263 58ZM43 58V57H42ZM50 59H51V57H49ZM52 58H54V57H52ZM57 58V57H56ZM73 58H74V56H73ZM78 58V57H77ZM84 57H82L81 58V55H80V58L77 60V64H78V62H79V65H80V63L81 64H84V62L82 63V59H83ZM105 58V57H104ZM157 58V57H156ZM161 58V57H160ZM191 58H193V59H195L194 57H191ZM200 57H198V59H199ZM202 58V57H201ZM226 58V57H225ZM229 60H231V58H229V57H227ZM226 58V59H227ZM243 58H246V57H243ZM69 59V58H68ZM74 59H76V58H74ZM74 59H71V60H74ZM91 59H92V57L89 59L90 61H91ZM94 59V58H93ZM97 58H95V60H96ZM151 59V58H150ZM164 59V58H163ZM168 59V58H167ZM175 59V60H176ZM186 60H187V58H185ZM215 59V58H214ZM222 59V58H221ZM219 60L220 62H222V60ZM228 59H227V61H228ZM254 59V58H253ZM64 60V59H63ZM70 60V59H69ZM69 60H67V61H69ZM70 60V61H71ZM85 60L87 61V58H85ZM89 60H88V62H89ZM98 60V59H97ZM97 60L95 61L96 63H97ZM139 60H141V62L139 61ZM178 60H180V59H178ZM178 60H176V62H178ZM183 61H184V59H182ZM245 60V59H244ZM249 60V59H248ZM255 60H256V58H255ZM258 60V61H259ZM145 61V62H144ZM152 61H153V59H152ZM150 62V63H155V64H157V62H159V61H155V62ZM193 61V60H192ZM199 61V60H198ZM197 61V62H198ZM201 61H203V59L201 60ZM206 61V60H205ZM217 61V60H216ZM235 61V60H234ZM239 61V60H238ZM237 61V63H239ZM258 61H256L257 62V64H258ZM263 61H264V59H263ZM262 61V62H263ZM15 62V61H14ZM14 62H13V64H14ZM94 62V63H95ZM166 61H164V63H165ZM185 62V61H184ZM195 62V61H194ZM225 62V61H224ZM232 62V61H231ZM230 62V64H232ZM255 62V63H256ZM261 62V61H260ZM259 62V63H260ZM17 63V62H16ZM15 63V64H16ZM94 63H92V64H94ZM96 63H95V67H97L96 66ZM107 63V62H106ZM109 63V62H108ZM107 63V64H108ZM115 63V62H114ZM114 63L112 62V64L114 65ZM148 63H149V60H148ZM163 63V64H164ZM181 63V61H179V64ZM183 63V62H182ZM187 63H188V61H187ZM193 63V62H192ZM196 63V62H195ZM202 63H204V61L202 62ZM208 63V62H207ZM207 63L206 64H204V65H207ZM211 63H213V62H211ZM223 63V62H222ZM245 63H247V62H245ZM264 63V62H263ZM4 64V63H3ZM19 64V63H18ZM18 64L17 65H15V66H18ZM110 64H111V62H110ZM160 64H162L161 62H160ZM159 63H158V65H160ZM166 64H168L167 62H166ZM184 64H186V63H184ZM209 64V63H208ZM217 64H218V62H217ZM216 64V65H217ZM225 64V63H224ZM224 64H221V65H219V68L221 69L222 67H223V65ZM229 64V65H230ZM243 64V63H242ZM262 64V63H261ZM72 65V64H71ZM90 65V64H89ZM97 65H99V64H97ZM153 65V64H152ZM188 65H190V64H188ZM187 65V66H188ZM203 65V64H202ZM226 65H227V63L225 64V67H226ZM235 65V64H234ZM239 65V64H238ZM246 65V64H245ZM248 65V64H247ZM254 65V64H253ZM263 65V64H262ZM19 66H20V64H19ZM112 66V65H111ZM155 66V65H154ZM164 66V65H163ZM167 66V65H166ZM173 66V65H172ZM178 66V65H177ZM176 66V67H177ZM191 66V65H190ZM239 66H241V64L239 65ZM248 66H250V65H248ZM247 66V67H248ZM264 66V65H263ZM3 67V66H2ZM72 67V66H71ZM90 67V66H89ZM109 67H110V65H109ZM145 67H144V69H145ZM151 67H153V66H151ZM156 67V66H155ZM161 67V66H160ZM174 67V66H173ZM193 67H196V64H195V66H193ZM202 67V66H201ZM213 67H215V66H213ZM230 67V66H229ZM232 67V66H231ZM236 67V66H235ZM235 67H233L234 69H235ZM242 67V66H241ZM240 67V68H241ZM243 67H244V65H243ZM254 67V66H253ZM262 67V66H261ZM80 68V67H79ZM79 68H77L75 71H74V73L77 75V76H81V79H84V80H86V81H88L89 83H90V89H91V91L92 92H98V90H100V91H102L101 93H99V95H97V104H95L96 102L94 101H91V99H86V102H87V105L89 106V109H90V115H89V117H91V118H95L97 115H99V114H101L102 113V111H103V109H104V107L106 106V102L109 100L108 98H109V96H110V92H113L114 93V91H112L111 89L112 88H115V89H118V91L116 92V94H118V95H123V96H128L129 98L127 99V101L129 100V102H130V104H139L140 106H142V107H146V109L148 110H151V109H155L156 107H164L165 109H166V111H164V112H166V115L168 114V112H169V117H167L168 119H170V120H172L173 119V117H174V113H175V111H176V107H177V102H178V100H182V101H184V103L182 102V104H185V103H187L186 101L188 100L187 99V96H189V95H191V96H199L198 95V88L199 87H201V86H203V89H206V90H213V88H214V86H212V85H209V84H211L210 82L213 80V79H211L210 77V75H208V76H210V77H208L207 76V73L206 72H203L202 74L203 75H201V76H203V79H200V80H197L196 78L198 77V75H197V77L195 76V78H193V79H196L197 80V82H192L193 80H190V79H188L187 80V82L185 81L184 82V79H187V78H180L179 76V78L181 79V80H179V79H176L175 78V80L173 81L172 79H171V83L170 84H172V86H174V87H181L182 86V83H184V84H189L190 86L189 87H185L184 89H182L180 92H178L177 94H175L174 95V93H170V91L169 92H167V93H170V94H168V96H166L165 94H163V92H164V90L163 91H161L160 90V88L157 86V85H155V84H153V85H151V84H144V82L146 81L145 79H146V77L144 76L143 78H138L137 77V73L136 74H134V76L132 75L131 77H129L128 75H131V74H127V76H128V78H121V79H118V78H114L113 76H109L110 75V73L111 72H109V73H107V74H101L102 76H103V78L102 77H100V78H102L103 79V83L106 81V84L104 85L102 82H98L97 80V77H96V73L95 72H93L92 74H90L89 72H88V70H81V69H79ZM116 69V67H114L113 66V69ZM157 68V67H156ZM161 68H165V67H161ZM160 68V69H161ZM170 68V67H169ZM209 68V67H208ZM228 68V67H227ZM251 68H252V66H251ZM258 68V67H257ZM264 68V67H263ZM70 69V68H69ZM72 69V68H71ZM73 69H75V66H74V68ZM93 69V68H92ZM99 69V68H98ZM113 69H110V70H113ZM114 69V70H115ZM141 69V68H140ZM151 69H153V68H151ZM155 69V68H154ZM158 69H159V67H158ZM163 69H161V72H162V70ZM172 69V68H171ZM177 69H179V68H177ZM184 69H186L185 67H184ZM189 69V68H188ZM187 69V70H188ZM196 70H197V67L195 68ZM213 70H214V68H212ZM215 69H218V66H217V68H215ZM237 69V68H236ZM239 69V68H238ZM237 69V70H238ZM248 69V68H247ZM255 69V68H254ZM260 69V68H259ZM97 70V69H96ZM103 70V69H102ZM119 70V69H118ZM137 71L139 70V69H136ZM149 70V69H148ZM156 71H158L157 69H155ZM166 69H164V72H166L165 71ZM199 70V69H198ZM222 70V69H221ZM245 70V69H244ZM248 70H250V69H248ZM252 70V69H251ZM91 71V70H90ZM103 71H105V70H103ZM107 71V70H106ZM151 71V70H150ZM153 71V70H152ZM160 71V70H159ZM168 71V70H167ZM184 71H186V70H184ZM191 71H193V70H191ZM190 71V72H191ZM207 71V70H206ZM216 71V70H215ZM218 71V70H217ZM216 71V72H217ZM220 71V70H219ZM227 71H230V73L232 72V70H231V68H230V70H229V68H228V70ZM253 71V70H252ZM259 71V70H258ZM65 72V71H64ZM98 72V71H97ZM99 72H100V70H99ZM121 72V71H120ZM124 72V71H123ZM122 72V73H123ZM127 72V71H126ZM145 72H147L146 70H145ZM172 72V71H171ZM171 72H169V73H171ZM195 72V71H194ZM199 72V71H198ZM207 72H211L210 70H208ZM234 72V71H233ZM232 72V73H233ZM238 72H239V70H238ZM254 72V71H253ZM257 72V71H256ZM73 73V72H72ZM114 73V72H113ZM139 73H140V71H139ZM156 73V72H155ZM167 73V72H166ZM173 73V72H172ZM193 72H191V74H192ZM200 73V72H199ZM218 73V72H217ZM225 73V72H224ZM226 73H228V72H226ZM236 73V72H235ZM258 73H260V71L258 72ZM261 73H262V71H261ZM69 74H71V72H69L68 73V76H69ZM74 74V75H75ZM121 74V73H120ZM148 74V73H147ZM179 74V73H178ZM183 74V73H182ZM185 74V73H184ZM245 74H248V73H245ZM250 74V73H249ZM254 74V73H253ZM256 74V73H255ZM63 75H65V74H63ZM136 75V76H135ZM141 75V74H140ZM143 75V74H142ZM151 76H152V74H150ZM155 75H158V74H155ZM155 75H153V76H155ZM172 75V74H171ZM170 75V76H171ZM174 75V74H173ZM188 75V74H187ZM193 75H196V74H193ZM200 75V74H199ZM232 75H234V74H232ZM236 76L238 75L237 73L235 74ZM242 75H243V73H242ZM260 75H262V74H260ZM67 76V75H66ZM115 76V75H114ZM117 76V75H116ZM152 76V77H153ZM162 76V75H161ZM167 76V75H166ZM168 76H169V74H168ZM175 76H176V74H175ZM222 76H224V77H228V76H225V75H223L222 74ZM235 76V77H236ZM246 75H244V77H245ZM257 76H259V75H257ZM256 76V77H257ZM263 76V75H262ZM1 78L3 77V76H0ZM70 77V76H69ZM99 77V76H98ZM118 77H119V74H118ZM125 77V76H124ZM156 77V76H155ZM158 77V76H157ZM173 77V76H172ZM185 77H186V75H185ZM219 77V76H218ZM240 77V76H239ZM239 77H236V78H234L235 80L234 81H236V82H238L239 80H238V78ZM251 77L252 76H250V79H251ZM255 77V78H256ZM261 77V76H260ZM264 77V76H263ZM34 78V77H33ZM120 78V77H119ZM150 78V77H149ZM148 78V79H149ZM159 79H160V77H158ZM211 79V81L208 83L207 81H209L210 79ZM214 78V77H213ZM229 78H231V77H229ZM242 78V77H241ZM249 78V77H248ZM5 79V78H4ZM3 79V80H4ZM29 78H25L24 80H22L21 82H17V85L19 84V85H21V89L23 90V89H27V90H29L31 93L32 92H34V93H37V92H39V87L38 86H36V84L38 83V81H37V83H36V80H34V81H32V82H34L35 83V85H34V83H33V85L34 86H32L31 87V80L32 79H30V81L28 80ZM74 79V78H73ZM142 79V80H141ZM158 79V80H159ZM169 79V78H168ZM167 79V80H168ZM226 79V78H225ZM243 79V78H242ZM246 79H247V77H246ZM250 79H248L249 81V83L250 84H252L251 82H250ZM7 80V79H6ZM6 80H4L5 82H6ZM13 80V79H12ZM11 80V81H12ZM47 80V79H46ZM45 80V81H46ZM49 80V79H48ZM47 80V81H48ZM83 80V81H84ZM151 80L152 81H154L152 78H151ZM162 81H160V82H164L163 81V79H161ZM165 80V79H164ZM167 80H165V81H167ZM170 80V79H169ZM168 80V81H169ZM227 80V79H226ZM230 80V79H229ZM245 80V79H244ZM242 81V83L243 82H245V81ZM252 80V79H251ZM257 80H258V78H257ZM257 80H255V81H257ZM8 82H10L9 80H7ZM44 81V82H45ZM46 81V82H47ZM151 81V82H152ZM200 81V82H199ZM214 81V80H213ZM231 81H233V80H231ZM233 81V82H234ZM254 81V79L252 80V82ZM4 82V83H5ZM40 82H42V81H40ZM98 82V83H97ZM155 82V81H154ZM159 82V83H160ZM227 82V81H226ZM230 82V81H229ZM232 82V83H233ZM247 82V81H246ZM247 82V83H248ZM43 83V82H42ZM47 83H49V81L47 82ZM50 83H51V81H50ZM156 83V82H155ZM159 83H157V84H159ZM168 83V82H167ZM213 83V82H212ZM215 83V82H214ZM254 83V82H253ZM257 83V85L254 83L253 84V86L255 85V87L256 86H258V82H256ZM259 83H261V84H264V83H262V82H259ZM7 85H10V86H12V87H10L9 86V88L7 89V88H5V86H4V84H3V82H2V79H0V140H1V138H2V136H3V130H4V128H8V127H11V125H13L15 122H17V121H21L22 120V125L23 126H25V128H26V130H28L27 132H28V134H27V136L24 138V142H25V148L26 149H29L30 151H27L28 152V155L29 156H31L30 157V159H28L27 160V164L24 166V170L27 172V170L28 171H31V172H33V167L32 166H30V164H32L33 166L35 165L34 163H35V161H38L40 158H42V156H43V159L44 158H46L47 157V155H49V154H47L48 153V151H49V148H50V146H52V147H55V144L57 143V137H56V133H55V131L53 130V128L54 127H52V128H50V126L49 125H47L46 124V120L44 119V116H45V114H48L49 113V109H50V107L53 105V103L55 102V101H53V100H57V98H56V96H54L52 99L53 100H49V102H51V103H49L47 106H46V110H47V112L46 113H44V110L45 109H43V107H44V105L45 104H47V103H45V102H37V103H32V102H29L28 100L27 101H23V103H22V107L21 108H18L16 111H15V115L14 116H11V114L13 113V107H15L16 105L15 104H9V102H8V99L10 98V96H11V94H13V93H15L14 91L15 90H18V89H16V88H14V87H16V85H15V82H13L12 84H8V83H6ZM5 84V85H6ZM40 84V83H39ZM72 84V83H71ZM75 84V83H74ZM165 84V83H164ZM38 85V84H37ZM42 85V84H41ZM41 85H40V87H41ZM46 85H48V84H46ZM76 85V84H75ZM163 85V84H162ZM181 85V86H180ZM215 86H220V87H222V88H224L225 90L226 89H229V88H227V86L225 87V86H223V84H221V83H215L214 84ZM233 85V84H232ZM36 86V87H35ZM43 87H44V85H42ZM74 86V85H73ZM101 86H105V89H100V87ZM235 86V85H234ZM246 86V85H245ZM253 86L251 85V87L253 88ZM261 86V85H260ZM8 87V86H7ZM20 87V86H19ZM38 87V88H37ZM46 87H48V86H46ZM51 87V86H50ZM77 87V86H76ZM164 87V86H163ZM220 87H218V88H220ZM239 88H240V84H239V86H238ZM248 87H249V85H248ZM248 87H247V89H248ZM263 87V86H262ZM42 88V87H41ZM41 88H40V91L42 92V90H41ZM71 88V87H70ZM75 88V87H74ZM221 88V89H222ZM250 88V87H249ZM48 89V88H47ZM73 89V88H72ZM77 89V88H76ZM82 89V88H81ZM163 89H165V88H163ZM168 89V88H167ZM167 89H165V90H167ZM170 89V88H169ZM174 89V88H173ZM176 89V88H175ZM246 89V88H245ZM244 89V90H245ZM258 90L260 89V88H257ZM262 89V88H261ZM261 89H260V91H261ZM22 90H20V91H22ZM78 90V89H77ZM177 90V89H176ZM238 90V89H237ZM242 90H243V88H242ZM253 90H256V88L255 89H253ZM19 91V90H18ZM44 91V90H43ZM48 91L50 92V89H48ZM172 91V90H171ZM216 91V90H215ZM218 92H219V90H217ZM246 91V95L248 94L247 92H249L248 90H245ZM257 91V90H256ZM23 92V91H22ZM29 92V93H30ZM70 92V91H69ZM130 92H132L131 94H130ZM174 92V91H173ZM228 92V91H227ZM239 93L241 92V89H240V91H238ZM259 91H257V93H258ZM76 93H77V91H76ZM87 93V92H86ZM91 93V92H90ZM217 93V92H216ZM235 93V92H234ZM256 93V92H255ZM260 94L262 93V94H264L263 93V90L261 91V92H259ZM38 94V93H37ZM49 94V93H48ZM85 94V93H84ZM94 94V93H93ZM148 94H150V96H148ZM209 94V93H208ZM214 94V93H213ZM223 94V93H222ZM58 95H61V94H58ZM62 95H64L63 93H62ZM71 95V94H70ZM75 95V94H74ZM77 95V94H76ZM96 95H94V96H96ZM132 95V96H131ZM216 95V94H215ZM214 95V96H215ZM240 95H242V94H240ZM239 94L238 95H236L235 94V96L237 97V96H240ZM246 95H245V97H246ZM250 95V93L248 94V96ZM252 95V94H251ZM256 95V94H255ZM47 97L48 96H50V95H46ZM68 96H69V94H68ZM67 96V97H68ZM73 96V95H72ZM88 96V95H87ZM126 96V97H127ZM203 96V95H202ZM220 96V95H219ZM222 96V95H221ZM225 96H227V94H225ZM23 97V96H22ZM70 97V96H69ZM91 97V96H90ZM93 97V96H92ZM147 97H151L150 99H148ZM185 97H186V99H185ZM210 97V96H209ZM223 97H224V95H223ZM222 97V98H223ZM257 97V96H256ZM261 97V96H260ZM262 97H264V95H262ZM8 98V99H7ZM12 98V97H11ZM24 98V97H23ZM28 98H30V97H27V99ZM37 98V97H36ZM62 98V97H61ZM72 98V97H71ZM79 98V97H78ZM119 98H120V100H123V98H122V96H119ZM191 98V97H190ZM218 98V99H217ZM216 99L218 100V102L219 103H223V101L224 100H227L226 98H224V100H222V99H220L221 97H217ZM228 98H230L229 96H228ZM232 98V97H231ZM233 98H235V97H233ZM232 98V99H233ZM242 98V97H241ZM241 98H239V99H241ZM243 98H244V96H243ZM251 98V97H250ZM15 99V98H14ZM26 99V98H25ZM34 99V98H33ZM49 99H51V98H49ZM66 99V98H65ZM68 99H70V98H68ZM80 99H81V97L79 98V101H80ZM83 99V98H82ZM118 99V98H117ZM126 99V98H125ZM213 99V98H212ZM231 99V100H232ZM246 99V98H245ZM247 99H249V97H247ZM247 99H246V101H247ZM253 99V95H252V98H251V100ZM30 100V99H29ZM72 100H74V99H72ZM92 100H93V98H92ZM95 100V99H94ZM203 100L204 101H206V102H208V95L207 94H205L204 96H203ZM229 100V99H228ZM238 100V99H237ZM251 100H248V102L249 101H251ZM64 101V100H63ZM62 101V103H60L61 104V107L63 108V106L65 105L66 106V103H64ZM82 101V100H81ZM80 101V102H81ZM126 101V102H127ZM230 101V100H229ZM253 101V105L251 106V113L250 114H252L251 115V117L252 118H248V117H246L247 115H245V112L244 111H238L237 110V108H227L226 110H228L227 111V113H229V114H233V117H230V118H234V116H237L238 115V118L239 117H241L242 119L243 118H245V120L246 119H248L249 121H251V123H252V126L253 127H248L247 128V130H249V131H251V132H254L255 133V135H251L252 137H254L256 140L259 138V139H262V137L264 136V130L263 129H260L259 127H257V126H260V124H262V123H264V114L262 115V112H264V110L261 112V114L257 111V106H256V104H260V103H258L257 101H259V100H256V99H253L252 100ZM60 102H61V100H60ZM86 102H84V103H86ZM195 102V104H196V101H194ZM199 103H200V101H198ZM217 102V101H216ZM225 102V101H224ZM232 102L234 103L235 101H231V103L230 104H232ZM243 102H244V100H243ZM248 102H247V104H248ZM64 103V104H63ZM73 103V102H72ZM75 103V102H74ZM73 103V104H74ZM123 103H125V102H123ZM156 103H158V104H156ZM210 103V102H209ZM236 104H237V101L235 102ZM62 104H63V106H62ZM126 104V103H125ZM226 104V103H225ZM228 104V103H227ZM244 104H246V103H244ZM249 104V105H250ZM55 105V104H54ZM53 105V106H54ZM68 105V104H67ZM72 105V104H71ZM87 105H85V106H87ZM137 105H135V106H137ZM138 105V106H139ZM188 105V104H187ZM213 105V104H212ZM232 105H235V104H232ZM249 105H248V107H249ZM261 105V104H260ZM264 105V104H263ZM73 106V105H72ZM224 106H227V105H224ZM224 106H222L223 108H224ZM238 106H240L239 104H238ZM57 107H58V109H57ZM59 104H58V106H56L55 108L57 109V111L58 110H60L59 109ZM76 107H78V105L76 104ZM236 107V106H235ZM260 107V106H259ZM263 107V106H262ZM39 108H42L43 110L42 111H37V109H39ZM70 108V107H69ZM69 108H68V110H69ZM133 108V107H132ZM241 108V107H240ZM246 108H247V105H246ZM53 109V108H52ZM51 109V110H52ZM66 107H65V112H66ZM74 109H76V108H74ZM87 109H88V107H87ZM141 109V108H140ZM145 109V108H144ZM143 109V110H144ZM212 109H216V108H214V107H212ZM219 109V108H218ZM248 109V111H250L249 110V108H247ZM262 109H264V107L262 108ZM77 110V109H76ZM78 110H80V109H78ZM77 110V111H78ZM131 110V109H130ZM137 110V109H136ZM225 110V109H224ZM242 110V109H241ZM260 110V109H259ZM62 111V110H61ZM76 111V112H77ZM81 111V110H80ZM146 111V110H145ZM163 111V110H162ZM207 111V110H206ZM68 112V114L70 115H68L67 114V121L68 122H73V119L74 118H79L77 115H76V117H73V116H71V114L69 113L70 112V110L69 111H67ZM79 112V111H78ZM158 112V111H157ZM156 112V113H157ZM61 113V112H60ZM249 113V112H248ZM61 114H63V113H61ZM86 114V113H85ZM143 114V113H142ZM142 114H140V115H142ZM163 114V113H162ZM175 114H177V113H175ZM58 115L60 116V114H59V111H58ZM86 115H88V113L86 114ZM159 115H161V114H159ZM52 114H51V116L50 117H48V118H50V119H52ZM65 116V115H64ZM155 116V115H154ZM213 116V115H212ZM227 116V115H226ZM87 117V116H86ZM142 117H143V115H142ZM145 117V116H144ZM148 117V116H147ZM60 118V117H59ZM59 118H57V119H59ZM62 118H63V120L65 119L63 116H62ZM137 118V117H136ZM165 118V117H164ZM212 118H214V117H212ZM224 118H225V116H224ZM228 118V117H227ZM237 118V119H238ZM79 119H81V118H79ZM145 119V118H144ZM168 119H167V121H168ZM219 119H221V118H219ZM226 119V118H225ZM229 119V118H228ZM235 119V118H234ZM61 120V119H60ZM93 120V119H92ZM155 120V119H154ZM212 120V119H211ZM217 120V119H216ZM223 120V119H222ZM230 120V119H229ZM229 120H226V125L227 126H233V128H235L236 127V125L235 124H232V123H234V121L233 122H229ZM233 120V119H232ZM244 120V119H243ZM140 121H142V118L139 116V120L137 121V122H133V123H125V125L127 126V128L129 129V130H133V131H139L140 130V128H141V122ZM219 121V120H218ZM247 121V120H246ZM154 122V121H153ZM210 122H212V121H210ZM210 122H208V123H210ZM235 122H237V121H235ZM77 123V122H76ZM75 123V124H76ZM155 123V122H154ZM224 123V122H223ZM244 123V122H243ZM69 124V123H68ZM155 124H157V123H155ZM213 124H215V122L213 121ZM217 124V123H216ZM219 124V123H218ZM217 124V125H218ZM238 124V123H237ZM247 124V123H246ZM17 124H15V126H16ZM20 125V124H19ZM21 125V126H22ZM146 125V124H145ZM165 125V124H164ZM178 125H179V123H178ZM248 125H250V124H248ZM264 125V124H263ZM14 126V125H13ZM14 126V128H16ZM209 126V125H208ZM222 126V125H221ZM225 126V125H224ZM19 126L17 125V128H18ZM152 127H154V126H152ZM157 127V126H156ZM243 127H245V126H243ZM13 128V127H12ZM14 128H13V131H11V135H13V133L15 134V130H14ZM22 128V127H21ZM181 128V127H180ZM183 128V127H182ZM56 129H57V127H56ZM67 129V128H66ZM172 129V128H171ZM173 129H175V127L173 128ZM215 129V128H214ZM10 130V129H9ZM18 130V129H17ZM25 130V131H26ZM58 130V129H57ZM151 130H153V129H150L149 130V132H148V134H149V136L152 134H150V132H151ZM155 130V129H154ZM177 130V129H176ZM183 130V129H182ZM220 130V129H219ZM225 130V129H224ZM6 131V130H5ZM59 131V130H58ZM69 131V130H68ZM73 131V130H72ZM75 131V130H74ZM181 131V130H180ZM221 131V130H220ZM227 131V130H226ZM230 131V130H229ZM8 132V131H7ZM6 132V133H7ZM23 132V131H22ZM153 132V131H152ZM159 132V131H158ZM158 132H156V133H158ZM172 132H174V131H172ZM182 132V131H181ZM250 132V133H251ZM59 133V132H58ZM155 133V134H156ZM227 133V132H226ZM21 134V133H20ZM24 134V133H23ZM171 134V131H170V129L169 128H164L163 130H162V132H160V135L162 136L161 138H159V139H161L160 141H159V139H155V137H154V139H155V141L156 140H158L159 142H160V144H162L161 146H163L164 148H167V147H169L170 149H172V148H174L173 146H175L176 145V141L175 142H173V140H169V138H171V137H169V138H167L168 140H166L165 138H166V136L167 135H170ZM173 134V133H172ZM180 134V133H179ZM157 135V134H156ZM154 136V133L152 134V137ZM173 136H174V134H173ZM248 136V135H247ZM250 136V137H251ZM11 137V136H10ZM22 137V136H21ZM58 137H60V136H58ZM69 137V136H68ZM67 137V138H68ZM158 137H160L159 136V134H158ZM157 136H156V138H158ZM168 137V136H167ZM244 137V136H243ZM249 137V138H250ZM13 138V137H12ZM61 138V137H60ZM245 138H248V137H245ZM245 138H243V141H244V139ZM264 138V137H263ZM18 139V138H17ZM64 139V138H63ZM174 140H175V137L173 138ZM166 140V141H165ZM264 140V139H263ZM237 141V140H236ZM250 141V140H249ZM255 141V140H254ZM259 141V140H258ZM262 141V140H261ZM261 141H259L260 143H261ZM12 143V142H11ZM263 143H264V141H263ZM19 144V143H18ZM262 145V144H261ZM178 146V145H177ZM162 148V147H161ZM168 149V148H167ZM53 151H54V149H53ZM168 151V150H167ZM51 152V151H50ZM192 152V151H191ZM195 153V152H194ZM202 153V152H201ZM2 155V154H1ZM191 155V154H190ZM204 157V156H203ZM264 157V156H263ZM207 158V157H206ZM157 159H158V157H157ZM175 159V158H174ZM190 159V158H189ZM188 159V160H189ZM203 159H205V158H203ZM192 160V159H191ZM190 160V161H191ZM207 160V159H206ZM49 161V160H48ZM51 161V160H50ZM174 161V160H173ZM167 162V161H166ZM205 162V161H204ZM25 163V162H24ZM40 163V162H39ZM202 163V162H201ZM51 164V167H50V165H49V168H48V173H51V171L53 170V169H55V168H53V166H54V162H52V163H50ZM188 164V163H187ZM186 164V165H187ZM166 165H167V167H166ZM166 165H164V167L163 168H161V166H160V164L156 161V160H154L153 161V164H152V167H151V171L153 172V179H154V182L153 183H158V178L160 177V176H164V177H167V174L169 175V173L170 172H168L167 174H166V169L168 168V165L170 166L169 167V171H170V169H171V167L172 166H174V164H166ZM39 166V165H38ZM176 166V165H175ZM199 166V165H198ZM46 167V165L44 164V163H42L41 164V166H40V172L37 174L39 177L44 173V171H46L47 170V168H45ZM195 167V166H194ZM12 168V167H11ZM10 168V165H9V163L8 162H6L5 163V165L3 166V169H0V173H1V175L2 176H4L5 177V179L7 178V174L10 172V171H12V169ZM262 168V167H261ZM264 168V167H263ZM262 168V169H263ZM173 169V168H172ZM184 169V168H183ZM186 169V168H185ZM187 169H188V166H187ZM186 169V170H187ZM19 170V169H18ZM164 170V171H163ZM163 171V172H162ZM180 171H182V170H180ZM179 171V172H180ZM214 171V170H213ZM12 172H14V171H12ZM20 173V172H19ZM24 174V173H23ZM181 174V173H180ZM32 175V174H31ZM52 175H54L53 173H52ZM182 175V174H181ZM51 176V175H50ZM260 176V175H259ZM258 176V177H259ZM45 178H46V176H44ZM43 177V178H44ZM201 177V176H200ZM43 178H40L38 181L39 182H42V180H43ZM174 178H176V177H174ZM174 178H168L167 180H166V182H165V185H166V183L167 182H171V180L172 179H174ZM260 178V177H259ZM187 179V178H186ZM233 179V178H232ZM177 180V179H176ZM253 180V179H252ZM15 181H17V180H15ZM34 181V180H33ZM160 182V181H159ZM229 182V181H228ZM231 182H232V180H231ZM235 182V181H234ZM254 182V181H253ZM257 182V181H256ZM236 183V182H235ZM161 184V183H160ZM174 184V183H173ZM179 184V183H178ZM247 184V183H246ZM251 184H252V182H251ZM254 184V183H253ZM216 185V184H215ZM219 185V184H218ZM243 185V184H242ZM244 185H245V183H244ZM154 186V185H153ZM192 186V185H191ZM194 186V185H193ZM239 186V185H238ZM251 186H253V185H251ZM254 186L256 187H254L255 188V190H256V193H257V195H258V198H261V196L259 197V183H257L256 185L254 184ZM139 187V184H137L136 186H135V188L133 189V191H132V193H131V197L130 198H128L127 200H126V202H125V204L127 205L125 208H124V210L123 211H121L122 213L121 214H119L120 216H117L118 217V219L120 220V223H121V221H123V224L125 223V222H127V221H129V220H132V218H131V214L132 213H130V209H135L137 206H135V203H137L136 201H139L140 203L139 204H142L144 201H145V199H146V197L147 196H145L144 195V193L142 192V188L140 189V188H138ZM155 188H156V186H154ZM153 187V191L152 192H154V191H156V190H158L159 191V189H155ZM161 187V186H160ZM182 187V186H181ZM180 187V188H181ZM213 187H215V186H213ZM249 187V186H248ZM169 188V187H168ZM177 188V187H176ZM219 188V187H218ZM230 188H231V186H230ZM234 188V187H233ZM253 188V189H254ZM150 189V188H149ZM152 189V188H151ZM242 189V188H241ZM130 190H132V188L130 189ZM140 190H141V192H142V194H141V192H140ZM148 190V189H147ZM146 190V191H147ZM176 190V189H175ZM46 191V190H45ZM157 191V192H158ZM163 191V190H162ZM166 191V190H165ZM168 191V190H167ZM238 191V190H237ZM32 192V191H31ZM36 192V191H35ZM175 192V191H174ZM208 192H209V190H208ZM43 193H45L44 191H43ZM117 193H119V192H117ZM160 193V192H159ZM185 193V192H184ZM212 193V192H211ZM238 193V192H237ZM262 193H263V191H262ZM41 193L39 192V195H40ZM48 194V193H47ZM46 194V195H47ZM157 194V193H156ZM168 194H169V192H168ZM216 194V193H215ZM220 194V193H219ZM242 194H244L243 192H242ZM44 195V194H43ZM115 195V194H114ZM149 195V194H148ZM162 195V194H161ZM240 195H241V193H240ZM256 195V196H257ZM116 196V195H115ZM118 196V195H117ZM171 196V195H170ZM220 196V195H219ZM227 196V195H226ZM243 196V195H242ZM245 196V195H244ZM251 196H254V195H251ZM256 196H254L253 198H256ZM263 197H264V195H262ZM44 197V196H43ZM225 197V196H224ZM234 197V196H233ZM246 197V196H245ZM263 197L261 198V199H263ZM154 198H156V197H154ZM220 198V197H219ZM104 199V198H103ZM185 199V198H184ZM196 199H197V197H196ZM123 200V199H122ZM158 200V199H157ZM156 199H153V201H155L154 203H155V205L156 206H152V207H157V205H158V202H159V200L157 201ZM198 200V199H197ZM245 200H247V199H245ZM148 201H150V200H148ZM146 202V203H149V202ZM183 201V200H182ZM242 201V200H241ZM118 202V201H117ZM117 202H115V203H117ZM123 202V201H122ZM142 202V203H141ZM220 202V201H219ZM239 202V201H238ZM243 202H244V198H243ZM47 203H48V201H47ZM97 203V202H96ZM150 203H152V202H150ZM154 203L152 204V205H154ZM185 203V202H184ZM224 203V202H223ZM251 203V202H250ZM249 203V204H250ZM109 204V203H108ZM106 205V206H109V205ZM113 204V203H112ZM117 204H119V203H117ZM138 204V203H137ZM139 204H138V208H141L142 209V207H139ZM144 204V203H143ZM142 204V205H143ZM242 204V203H241ZM248 204V203H247ZM94 205V204H93ZM115 205V204H114ZM146 204H144V206H145ZM164 205V204H163ZM198 205V204H197ZM220 205V204H219ZM103 206V205H102ZM105 206V207H106ZM149 206V205H148ZM116 207V206H115ZM150 207V206H149ZM172 207V206H171ZM187 207V206H186ZM94 209H96V207H93ZM103 208V207H102ZM107 208V207H106ZM106 208H104V209H106ZM109 208V207H108ZM138 208H136V211H135V213H137L138 212ZM145 208V207H144ZM231 208H232V206H231ZM33 209H34V207H33ZM156 209H158V208H156ZM264 209V208H263ZM263 209H260V210H258L257 212H255V213H253V214H251V215H248L250 218V220H251V226H250V229H255L257 226V224H259V229L258 230H261V231H264V219H263V221H260V215H262V213L264 212V210ZM54 210V209H53ZM93 210V209H92ZM110 210V209H109ZM117 210V209H116ZM145 210V209H144ZM160 210V209H159ZM39 211V210H38ZM59 211V210H58ZM88 211V210H87ZM89 211H91V210H89ZM96 212H97V210H95ZM103 211V210H102ZM105 211V210H104ZM155 211V210H154ZM199 211V210H198ZM234 211V210H233ZM31 212V211H30ZM80 212V211H79ZM140 212H142V211H140ZM220 212H222V211H220ZM41 213V212H40ZM45 213V212H44ZM77 213H78V211H77ZM91 213H93V211L91 212ZM106 213V212H105ZM134 213V212H133ZM51 214V213H50ZM53 214V213H52ZM98 214H99V212H98ZM117 214V213H116ZM215 214V213H214ZM42 215V214H41ZM48 215V214H47ZM84 215V214H83ZM82 215V216H83ZM92 215V214H91ZM94 215V214H93ZM162 215V214H161ZM31 216V215H30ZM35 216V215H34ZM43 216H45V215H43ZM56 216V215H55ZM85 216V215H84ZM96 216V215H95ZM95 216H93V217H95ZM98 216V215H97ZM101 216H102V214H101ZM157 216V215H156ZM184 216V215H183ZM204 216V215H203ZM205 216H206V214H205ZM204 216V217H205ZM40 217V216H39ZM75 217V216H74ZM81 217V216H80ZM79 217V219H81ZM110 217L111 218H113V216H111V214H110ZM117 217H115V218H117ZM158 217V216H157ZM187 217V216H186ZM214 217H216V215L214 216ZM219 217H221L220 215H219ZM44 218V217H43ZM50 218V217H49ZM85 218V217H84ZM83 218V219H84ZM88 218V217H87ZM92 218V217H91ZM98 217H96V219H97ZM103 218V217H102ZM131 218V219H130ZM154 218V217H153ZM210 218V217H209ZM222 218H223V220H225L224 219V217L222 216ZM264 218V217H263ZM39 219V218H38ZM45 219H46V216H45ZM50 219H52V216H51V218ZM76 219V218H75ZM83 219H82V221H83ZM86 219V218H85ZM107 220V218H104V220ZM214 219V218H213ZM217 219H219L218 221L220 222V224L221 223H223L222 221H220V218H218V216H217ZM237 219V218H236ZM262 219V218H261ZM93 220V219H92ZM94 220H95V218H94ZM100 220H101V218H100ZM105 220V221H106ZM173 220V219H172ZM208 220V219H207ZM228 220V219H227ZM39 221H41V218H40V220ZM44 221V220H43ZM42 221V222H43ZM54 221V220H53ZM81 221V220H80ZM87 221V220H86ZM89 221V220H88ZM103 220H101V222H102ZM117 221V220H116ZM209 221H210V219H209ZM212 221V220H211ZM214 221V220H213ZM215 221H216V219H215ZM215 221L213 222V224H212V222H211V225H213L212 227H214V226H219V222H218V224L217 223H215ZM232 221V220H231ZM94 222V221H93ZM106 222H108V221H106ZM137 222V221H136ZM217 222V221H216ZM238 222V221H237ZM22 223V222H21ZM50 223V222H49ZM55 223V222H54ZM78 223V222H77ZM83 223V222H82ZM85 223V222H84ZM110 223V222H109ZM111 223H114V222H111ZM133 223V222H132ZM190 223V222H189ZM202 223V222H201ZM225 223H227V222H225ZM239 223V222H238ZM27 224V223H26ZM37 224V223H36ZM47 224V223H46ZM74 224V223H73ZM86 224V223H85ZM96 224V223H95ZM126 224V223H125ZM134 224V223H133ZM152 224V223H151ZM198 224V223H197ZM214 224H216V225H214ZM228 224V223H227ZM231 224H232V222H231ZM235 224H237V223H235ZM234 224V225H235ZM28 225V224H27ZM26 225V226H27ZM39 225V224H38ZM50 225V224H49ZM77 225V224H76ZM100 225V224H99ZM105 225V224H104ZM115 225H116V223H115ZM132 225V224H131ZM192 225V224H191ZM222 225V224H221ZM240 225V224H239ZM25 225H24V227H26ZM36 226V225H35ZM35 226H33L34 228H36ZM88 226V225H87ZM87 226H85V227H87ZM95 226V225H94ZM101 226V225H100ZM99 226V227H100ZM113 226H114V224H113ZM113 226H112V228H113ZM195 225H193L192 227H194ZM196 226H198V225H196ZM199 226H201L200 224H199ZM198 226V227H199ZM204 226V225H203ZM222 226H226V225H222ZM228 226H230L229 224H228ZM241 226V225H240ZM256 226V227H255ZM43 227V226H42ZM50 227V228H49ZM51 227H53V225H50V226H48V230L50 231V234H46V231L42 228V230H44V231H41V229H37V234L38 235H41V234H43V238H41V239H37V240H41V241H43L44 240V242L43 243H45V241H46V243L45 244H43L41 241H39V242H41L42 243V245H45V247L47 246V250L49 251V254H48V257L51 255V257H55L56 255H57V253H58V248L57 247H55V236H54V234H51V232H52V228ZM71 227L73 228L74 226L72 225V223H71ZM89 227H90V224H89ZM103 227V226H102ZM105 227V226H104ZM119 227V226H118ZM127 227H129V225L127 224L124 228L123 227H121V228H116V231H118L117 233V237H118V235H119V233H120V231H122V233L123 234H126L125 232V228H127ZM135 227V226H134ZM157 227H158V225H157ZM252 227H255V228H252ZM20 228V227H19ZM32 228V226L30 225V229ZM57 228V227H56ZM55 228V229H56ZM197 228V227H196ZM201 228V227H200ZM198 229L197 228V230L195 229V227L194 228H192L194 231H193V234L195 235V237H197V238H199V240L201 239L202 240V242H203V244L204 243H206V245L208 244V243H210V238L209 237H211V236H209V228H207L206 227V229L205 230H201V229ZM210 228H211V226H210ZM224 228H226V227H223V229ZM240 228V227H239ZM21 229V230H20ZM19 230L20 231H22L23 232V229L22 228H20ZM26 229L27 228H25L24 230L26 231ZM51 229V230H50ZM77 231V233H78V229H77V226H76V228H75ZM89 229V228H88ZM92 229V228H91ZM107 229V228H106ZM110 229V228H109ZM133 229V228H132ZM160 229V228H159ZM191 228H189V230H190ZM203 229V228H202ZM214 229H216V228H213V231H214ZM223 229H221V231L223 230ZM237 229V228H236ZM28 230H29V228H28ZM27 230V231H28ZM36 230V229H35ZM87 230V229H86ZM97 230V229H96ZM96 230H94V231H96ZM134 230V229H133ZM132 230V231H133ZM217 230V229H216ZM225 230H227V229H225ZM26 231V233H28L27 234V236L29 235V238H32V239H34L33 238V233H32V230L31 231H29V232H27ZM49 231H47V233H49ZM88 231V230H87ZM99 231H100V229H99ZM99 231H97V232H99ZM125 231V232H124ZM131 231V232H132ZM135 231V230H134ZM138 231V230H137ZM144 231V230H143ZM188 231V230H187ZM219 231H220V229H219ZM224 231V230H223ZM222 231V233H221V235L222 234H224L225 232H227V231H224L223 232ZM237 231H238V229H237ZM255 231V230H254ZM256 231H257V229H256ZM260 231V232H261ZM20 233V234H22V235H26V233L24 234V233ZM91 232V231H90ZM130 232V233H131ZM136 232V231H135ZM190 233V238H191V236H192V234H191V231H189ZM215 232V231H214ZM258 232V231H257ZM45 233V234H44ZM58 233V232H57ZM56 233V234H57ZM76 233V234H77ZM82 233V232H81ZM85 233V232H84ZM106 232H105V230L103 229L102 230V235H104ZM109 233V232H108ZM129 233V234H130ZM216 233H218L217 231H216ZM220 233H219V236H220ZM251 232H247L246 234H244L243 235V237L241 238V240H238L237 241V243H236V245H235V247L233 248L232 246L230 247V248H228L227 249V251H226V248H227V246H226V248H225V250H222V251H224V252H221V250H219L220 252H221V254H220V252H219V254H220V256L218 257V255H217V258H219V264H224V259H225V257H231V255L233 254V253H235L236 255H238V258L237 259H239V257L240 256H246V258H248L247 260H248V262L246 261V258H242V263L243 262H247V263H249V264H262L263 262H261V257H262V251L258 248V247H255L256 245H258V244H256L255 246H254V244H253V246L255 247V249H254V247L252 248L251 247V249H254V251L253 252H251V254L249 253V252H245L244 250H243V248L245 247V244L246 243H249V245H248V247L250 246V244L252 245V243H257V242H254V240H253V242H251V239H249L250 238V236H251V234L253 235V233H251ZM263 233V232H262ZM16 234V233H15ZM36 234V235H37ZM55 234V235H56ZM75 234V233H74ZM87 234V233H86ZM135 234V233H134ZM133 233H131V235H127L128 237H126V238H128V240L127 241H129L128 243H132V242H135V239L137 238V235H134ZM137 234V233H136ZM226 234V233H225ZM17 235V234H16ZM68 235H70L69 233H68ZM81 235V234H80ZM84 234H82V236H83ZM91 235V234H90ZM89 235V236H90ZM97 235V234H96ZM134 235V236H133ZM140 235H141V232H140ZM179 235V234H178ZM211 235V234H210ZM217 235V234H216ZM258 235V234H257ZM262 235H264V233L262 234ZM18 236V235H17ZM35 236V235H34ZM42 236V235H41ZM59 236V235H58ZM85 236V235H84ZM165 236V235H164ZM188 236V235H187ZM255 236V235H254ZM253 236V237H254ZM261 236V235H260ZM19 237H20V235H19ZM38 237V236H37ZM57 237V236H56ZM81 237V236H80ZM91 237V236H90ZM100 237V236H99ZM102 237V236H101ZM195 237H192V239H194ZM217 237V236H216ZM258 237H259V235H258ZM21 238V237H20ZM25 238H26V236H25ZM39 238V237H38ZM59 238V237H58ZM73 238V237H72ZM105 238H107V237H105ZM222 238H224V237H222ZM252 238V237H251ZM257 238V237H256ZM260 238V237H259ZM28 239V238H27ZM43 239V240H42ZM70 239H71V237H70ZM77 239V238H76ZM79 239V238H78ZM89 239V238H88ZM261 239H263L264 240V238H263V236L261 237ZM21 240H22V238H21ZM26 240V239H25ZM80 240V239H79ZM101 240H102V238H101ZM117 240V239H116ZM139 240V239H138ZM195 240H198V239H195ZM219 240V239H218ZM257 240H260V239H258L257 238ZM23 242H24V239L22 240ZM69 241V240H68ZM73 241V240H72ZM76 241V240H75ZM106 241V240H105ZM167 241V240H166ZM170 241V240H169ZM212 241V240H211ZM234 241V240H233ZM256 241V240H255ZM34 243L36 242L35 241V239H34V241H33ZM32 242V243H33ZM70 242V241H69ZM78 242V241H77ZM143 242H145V241H143ZM259 242V241H258ZM20 243V242H19ZM28 243V241L26 240V242L24 243L25 245H28L29 247H31L32 246V244H30L31 243V241H29V243ZM126 243V242H125ZM147 243V242H146ZM24 244H22V245H24ZM40 244V243H39ZM37 245V246H40V247H42L41 245ZM67 244V243H66ZM78 244V243H77ZM79 244H81V243H79ZM95 244H96V242H95ZM109 244V243H108ZM200 244H201V242H200ZM264 244V243H263ZM24 245V246H25ZM31 245V246H30ZM87 245H88V250H89V255L91 254V255H93L94 254V252H95V250H97V248H98V246H94V244L93 243H87ZM122 245V244H121ZM124 245V244H123ZM189 245V244H188ZM214 245V244H213ZM262 245V244H261ZM35 246V245H34ZM36 246V247H37ZM61 246V245H60ZM101 246V245H100ZM128 246V245H127ZM134 246H135V244H134ZM209 248H210V246L209 245H207ZM59 247V246H58ZM62 247V246H61ZM64 247H67V246H65L64 245ZM68 247H70V246H68ZM72 247V246H71ZM103 247V246H102ZM125 247V246H124ZM123 247V248H124ZM133 247V246H132ZM139 247V246H138ZM179 247V246H178ZM207 247V248H208ZM218 247V246H217ZM260 247V246H259ZM262 248H263V246H261ZM44 248V247H43ZM100 248V247H99ZM120 248V247H119ZM122 248V247H121ZM120 248V249H121ZM135 248V247H134ZM207 248H205L206 250H207ZM212 248V247H211ZM210 248V249H211ZM215 248V247H214ZM246 248V247H245ZM261 248V249H262ZM61 249V248H60ZM70 249H72V248H70ZM84 249V248H83ZM119 249V250H120ZM126 249V248H125ZM129 249H130V251H131V247H129ZM217 249V248H216ZM250 249V248H249ZM248 249V250H249ZM32 250V249H31ZM35 251L37 250V249H34ZM61 250H63V249H61ZM68 250V249H67ZM66 250V251H67ZM128 250V249H127ZM39 251L41 252V250L39 249ZM80 251V250H79ZM83 251H85V250H83ZM98 251V250H97ZM96 251V252H97ZM122 252L123 251H126V250H121ZM121 251H118V255H119V252H121ZM134 251H136V249L134 250ZM138 251V250H137ZM264 251V250H263ZM37 252V251H36ZM45 252H46V250H45ZM69 252H71V251H69ZM76 252H78V251H76ZM122 252H121V254H122ZM127 252V251H126ZM31 253V252H30ZM63 252H61V254H62ZM85 253V252H84ZM125 253V252H124ZM128 253V252H127ZM133 253V252H132ZM216 253H218V250H217V252ZM247 253H249V254H247ZM31 254H33V252L31 253ZM36 254H38V253H36ZM65 254H67V253H65ZM69 254V253H68ZM79 254V253H78ZM129 254V253H128ZM212 254V253H211ZM8 255V254H7ZM40 255V254H39ZM114 255V254H113ZM117 255V254H116ZM115 255V256H116ZM134 255V254H133ZM251 255V256H250ZM34 256V255H33ZM41 256V255H40ZM95 256V255H94ZM93 256V257H94ZM136 256H139V255H137L136 254ZM216 256V255H215ZM243 256V257H244ZM250 256V257H249ZM264 256V255H263ZM17 257V256H16ZM25 257V256H24ZM24 257H22L21 256V258L19 259V260H21L22 261V258H24ZM29 257V256H28ZM39 257V256H38ZM47 257V258H48ZM57 257V256H56ZM56 257H55V259H56ZM109 257V256H108ZM112 257V256H111ZM122 257H124V256H122ZM122 257H120V258H122ZM127 257H130V256H127ZM233 257H234V255H233ZM11 258H12V256H11ZM26 258V257H25ZM31 258V257H30ZM30 258H28V259H30ZM34 258V257H33ZM37 258V257H36ZM44 258V257H43ZM69 258V257H68ZM82 258H83V256H82ZM115 258V257H114ZM134 258V257H133ZM165 258V257H164ZM14 259V258H13ZM17 259V258H16ZM53 259V261H54V258H52ZM52 259H50V261L52 260ZM92 259V258H91ZM125 259H126V257H125ZM166 259V258H165ZM236 259V260H237ZM34 260V259H33ZM42 260H45V259H42ZM90 260V259H89ZM111 260H113V259H111ZM232 260V259H231ZM240 260V259H239ZM244 260V261H243ZM263 260H264V258H263ZM262 260V261H263ZM17 261V260H16ZM47 262H49L48 260H46ZM56 261V260H55ZM74 261H75V259H74ZM91 261V260H90ZM93 261H95V259H93ZM92 261V262H93ZM116 261H118V258H117V260ZM120 261V260H119ZM216 261H218V260H216ZM235 260H233V262H228L227 264H240L238 261H235ZM15 263V261H12V263ZM37 262V261H36ZM43 262V261H42ZM71 262H73V261H71ZM126 262V261H125ZM129 262V261H128ZM225 262H227V261H225ZM241 262V261H240ZM13 263V264H14ZM39 263H40V261H39ZM58 262H55L54 264H57ZM91 263V262H90ZM93 263H96V262H93ZM116 263V262H115ZM213 263V262H212ZM217 263V262H216ZM241 263V264H242ZM247 263H245V264H247ZM16 264V263H15ZM20 264H22V263H20ZM46 264V263H45ZM67 264H68V262H67ZM72 264V263H71ZM97 264V263H96ZM100 264H112L110 261H108V260H105L103 263H100ZM124 264V263H123ZM226 264V263H225Z\"/></svg>",
    "mask_w": 264,
    "mask_h": 264
}]
</instances>
